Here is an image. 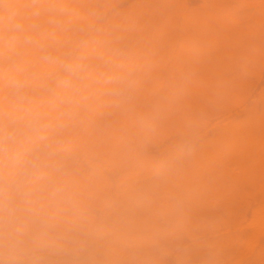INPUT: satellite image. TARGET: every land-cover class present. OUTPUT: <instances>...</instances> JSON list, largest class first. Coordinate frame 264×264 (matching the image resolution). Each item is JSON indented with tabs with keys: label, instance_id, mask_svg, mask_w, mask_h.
Returning a JSON list of instances; mask_svg holds the SVG:
<instances>
[{
	"label": "rangeland",
	"instance_id": "obj_1",
	"mask_svg": "<svg viewBox=\"0 0 264 264\" xmlns=\"http://www.w3.org/2000/svg\"><path fill=\"white\" fill-rule=\"evenodd\" d=\"M0 1H2V0H0ZM96 0H94L93 1V4H92V7H93V10H92V12H97V10H98V12H97V14H98V23L99 24H107V23H109V21H110V19H111V17L114 15V14H116V13H119V12H121V11H126V10H128V8H130V10H136V8L137 7H139V4L141 5V3H142V0H126V1H124V0H109L110 1V5H112V4H116L115 6H113V9H112V6H110V9L108 10V11H106V10H104L105 11V13L107 12V13H109V14H105V15H107V16H105L104 18H103V16H104V11L102 10V8H104V3H106V0H105V2H104V0H97L96 2H95ZM114 1V2H113ZM120 1H121V3H120ZM123 1V2H122ZM157 1V4L155 3ZM213 1H216L217 2V0H152V2L151 3H153V4H151V3H149L148 2V0L146 1V0H144L143 1V3H142V6H140L139 8H141L140 10L142 11V7H151V6H153L152 8H151V10H154L155 12H157V13H159V14H157L156 13V15H155V12L154 13H152L153 14V19H154V17L155 18H157L158 17V19L157 20H159V21H157L156 19H154V21H155V25H154V27H155V30L158 28H160L161 27V25L163 26H167V25H169L168 23H170V25L174 28H172L171 30H170V27L169 26H167V27H169V29L168 28H164V30H163V28L161 27V32H160V34H159V36L161 35V41H162V38H163V40L165 41V39H166V43L164 42V41H162L163 43H162V45H161V43H159V44H157V42L156 43H154V41H155V39L156 40H158L159 39V37H158V34L156 35V36H154L155 34H153L154 32H150V38H149V41H146L147 43H144V45H143V48H144V50H141L142 52L140 53V55L138 54L137 55V57L135 58V60H136V63L137 62H139L140 64L142 63V62H144V61H146V59L148 58V61L147 62H144L143 63V65H144V67H141V68H144L143 70H141L140 69V65H135L136 63H134L133 65H135L133 68H132V71H130L131 72V74H129V72L126 70V69H130L133 65H131V66H126V69H125V74H123V75H119L117 72L116 73H113V70H111V71H108V76H105V74L103 75V73H101V71H99L97 68H96V66H94V67H90V68H88L89 69V75H88V79L85 81V83L86 82H88V83H86V86H85V91L84 92H82V93H84V94H82V93H78V94H75V95H73V97H71L72 95H67V94H61V95H59V97H58V95H56V94H54V91L53 90H55V88H56V85H55V77H56V75H57V73H59V71H58V67L60 66L59 64H61V63H64V62H69L70 61V54L72 53L71 52V50H70V46L69 47H67V45L69 44L68 43V41H70V40H67V39H65L64 40V36H67L66 34H68V32H66V34H64L63 33V31L64 30H66V31H68V30H74V28L75 29H77L78 28V26L80 25L79 23H80V21H75V20H71V22L70 21H64V22H68L67 23V26H69V27H67L66 25H64L63 26V24H66V23H64L63 21L62 22H60V23H57L59 26H58V28H61L62 29V26H63V29L64 30H62V32L61 33H59V34H62V35H56L55 37H56V40L57 41H59V42H57V41H55V39L53 40V45L51 44V50H49L51 53H52V51L53 50H55V51H53V54H51L50 52H48V55H49V57L52 59V58H54V59H52L53 60V66H54V68L52 67V66H50V68L49 69H51L50 71H48L47 72V70H49V69H47L46 71H45V68H44V66L42 65V57H44V56H42L43 54H42V52H40V54H39V51L38 52H34L33 53V51H31V48H30V53L32 54V55H30V53L27 51V49L25 48V45L23 44V42H22V40L19 38V37H17V36H15V35H12L11 33H7L6 35H5V33L6 32H3V33H1L0 32V37H1V39H0V89H2V90H7V92L9 93V96L12 98V96L14 97V96H17L16 98H14V100H16V101H18L19 103H20V101L22 102H24L25 100H31L32 98H35L34 100L32 99L31 101H26V104H29V106L28 107H30V108H32V107H34V110H32L31 111V109H30V111H31V113L32 114H34L35 113V115H38L39 117H40V119L43 121V122H45V121H47L46 123L49 125V128L53 131L52 133H51V131H50V129H49V135H48V142H46V143H48V144H53L54 142H56V137H57V133H55V132H58V134H60V135H58V139L60 140H58L57 139V141L59 142H56V143H54L52 146L53 147H51L50 145V147H49V149H48V152H47V154L51 157V159L49 160V162L48 163H46L43 167H42V172H43V175L41 176V175H39V174H37V175H25L24 174V172L22 171V168L20 167H15L16 166V164L17 163H14L13 161H15L16 160V162H18L19 160H20V155H19V153H20V149L18 148V146H17V143H16V139H15V135H16V129H17V127H18V125H19V122H20V115H18V111H14V113H12L11 111H9V113H10V117H9V115H8V113H7V118H9V119H7L6 118V112L4 111V115H3V117L1 118L0 117V127H2V128H0L1 130H0V139L2 140V146H1V141H0V146L2 147V149H1V147H0V157L1 156H4V157H2V158H0V264H113L114 262H117L116 264H198V263H196V261L197 260H199V261H197V262H199V264L201 263V264H210V263H207L208 261H209V258H211L210 260L211 261H209V262H211V264H219V262H221L220 264H257V263H259V262H257L258 260H260V258H261V260H260V263L259 264H264V248L262 247V249H260L261 248V244L264 242V186H263V184H264V170H262V171H260V169H262L263 168V166H262V164L260 163L261 161V157L259 158V157H257L256 159H254V160H256V161H254V163L252 164L251 162H250V160H252V156H251V153H254V154H252V155H257L258 156V153H257V150H256V142L254 141L256 138L255 137H252V138H254V139H252L251 137H250V135H246V138H247V140H246V138L244 139V138H241L240 140H242V142H243V139H244V141H246V142H248L250 139H251V142L249 143L250 144V146L252 147L251 149H248V148H250L249 147V144L248 143H246L247 145H245V142H243V146H240L241 144H240V140H239V144L240 145H238V142H236V144L234 145V147L233 146H230V147H232V148H230L229 147V145H227V146H224V147H222V150H221V148L219 149V150H217V151H215V152H212L211 154H207L208 155V159L206 158V156H204L206 153H202V143L206 140V139H209V138H211V137H213L214 135H208V134H211V133H213L212 131L210 132H208V134H206V132L209 130V128L211 127V130H212V126H213V128H215L214 126H218V124L220 123H227V122H230L229 124H233L234 122H237V121H239L240 119H242L244 116H246L247 114H248V112L249 111H247V112H244V115H243V111H214L213 112V107H214V102H213V100H211L212 98H215L216 96L215 95H217V93H215L216 92V90L215 89H213V88H209V87H207V93L206 94H203V97H205L206 95L207 96H209V97H211V95H213L214 97H211L210 98V100H209V97H205V100L206 99H208V101L206 102L205 100L203 101V97L200 95H198L196 98H198V99H200V101H199V105L198 106H196L198 103L196 102V104L195 103H193V104H195L194 106H196L197 108H199V106H200V108H203L204 107V109L206 110L207 108H208V111L210 112L211 110V112L210 113H208L207 112V114H206V112H202L203 113V115H202V113H201V111L199 112H197V111H195V113H192V114H196L195 116H196V118H194L195 116H193L192 114L190 115V113L192 112V111H178V109H176V108H178L177 107V105L178 104H182L183 102H185L186 103V101H188V103H191L189 100H186V99H188V97H189V95H188V97L185 95V96H183V94L181 95V93H179V97H178V95H177V93H178V91H181V90H177V89H180V87H181V89L182 90H185L186 89V85H184L183 84V86H182V81H183V79H186V78H188L189 76H190V70H189V68L188 67H184V65H182V64H180L179 63V65H178V62H177V60H176V58H175V54H174V51H173V49L174 50H180L179 49V45L177 44L178 43V38H176L177 36H180V35H183V30L182 29H180V26H177L176 24H177V22H180L181 20H180V15H178V13H180V12H178V11H180L179 10V8L181 9V12H185V11H187V10H195V9H198V10H195V11H199V12H203L204 10H208V11H210V9H211V7H216V6H218V4L217 3H214L213 4ZM136 2V3H135ZM137 2H138V4H137ZM191 2V3H190ZM212 2V3H211ZM218 2L220 3L219 4V6H222V7H225V6H228L229 5V2H228V0H218ZM94 3H96V4H94ZM127 3V5H125ZM129 3V4H128ZM151 4V5H143V4ZM163 3H164V6H163ZM207 4V5H206ZM96 5V6H95ZM125 5V6H124ZM131 5V6H130ZM135 5V6H134ZM159 5H161V7H162V11L164 12V13H166V14H164L163 15V13H160L161 12V10H159V9H161V7L159 6ZM214 5V6H213ZM94 6H95V8H94ZM100 6H101V8H100ZM135 7V9H134V7ZM155 6V7H154ZM206 6V7H205ZM121 7V8H120ZM123 7V8H122ZM158 7H160V8H158ZM119 8V9H118ZM127 8V9H126ZM155 8H157V9H155ZM172 8H173V10H174V12H176L175 14L173 13V10H172ZM0 9H1V7H0ZM102 10V12H100V14H99V11H101ZM169 9H171L170 11L171 12H169ZM177 9V10H176ZM182 9H183V11H182ZM113 10V11H112ZM138 8H137V11H140ZM157 10V11H156ZM159 10V11H158ZM208 11H206V12H208ZM168 12V13H167ZM101 13H102V15H101ZM160 17H159V16ZM175 15V16H174ZM166 16V18L164 19V17ZM103 19H102V18ZM171 17H175L173 20L171 19ZM167 18L169 19V20H172V21H170L169 22V20H168V22L167 21H164V20H167ZM106 19V20H105ZM75 21V22H74ZM72 22H73V24H72ZM122 22H126V19H124V20H122L121 21V25L119 24V25H117V27H118V29H117V31H116V26L113 28L114 29V32H118V34H114V35H111L112 33H114V32H112V30L113 29H110L111 27H113V24L112 23H110V26H108V28H109V30H110V36H111V40L110 41H108V40H106V41H108V43H106V41H105V46H106V54L107 55H109V52L111 53V55H114L115 53L116 54H118L119 52H120V50L121 49H126V48H128V46L132 43V41H134V39H140L141 38V33L139 32V30L137 29L136 30V27H137V25H139L137 22H126L125 24H122ZM163 22V23H162ZM164 22H166L165 24H164ZM171 22H176V26L175 25H173L174 23H172L171 24ZM160 23H162V24H160ZM245 23H246V21H243V25L245 26ZM76 24V25H75ZM130 24V25H129ZM132 24H133V26H132ZM74 25V26H73ZM131 26L132 28H130L129 26ZM73 26V27H72ZM140 26V25H139ZM175 26V27H174ZM66 29H65V28ZM60 29V30H61ZM126 29V30H125ZM135 29V30H134ZM120 30L122 31V32H120ZM166 30H168V31H166ZM132 31H134V32H132ZM137 31V32H136ZM58 32H60L59 31V29H58ZM167 32V33H166ZM173 32V33H172ZM177 32V34H175ZM134 34L133 36L131 35V34ZM72 34H73V32H72ZM121 34L123 35L122 36V38H121ZM139 34V35H138ZM69 35H71V31H69ZM138 35V36H137ZM170 35V36H169ZM35 35H31L30 36V38H33ZM72 36V35H71ZM70 36V37H71ZM176 36V37H175ZM59 37H61V38H59ZM115 37H117V38H115ZM158 37V38H157ZM68 39H69V37H67ZM116 40H115V39ZM120 38H121V40H120ZM130 38H131V40H130ZM153 38V39H152ZM177 40H176V39ZM60 39V40H59ZM112 39H114V41L112 40ZM124 40V42H126V41H128L127 43H126V45H125V43H123L122 41ZM126 39H128V40H126ZM167 39H169L170 40V42H171V45L172 46H170L169 44V42H168V44H167V41H169V40H167ZM175 39V40H174ZM120 42H122L123 44H124V47H122L121 45H123L122 43L120 44V46L121 47H119V41ZM153 40V42H151ZM54 42H56V43H54ZM115 42V43H114ZM130 42V43H129ZM173 42V43H172ZM60 43V44H59ZM118 43V44H117ZM129 43V44H128ZM148 43H151V44H153V45H151V44H148ZM165 43V44H164ZM116 44H117V46H116ZM128 44V45H127ZM163 44L166 46H163ZM113 45L115 46L114 48H113ZM57 46V47H56ZM145 46H146V49H145ZM148 46V47H147ZM159 46H161V49H160V47ZM61 47V48H60ZM109 47H110V51H109ZM152 47V48H151ZM167 47H173L171 50V53L170 54H168V53H166L168 50L167 49H169V48H167ZM116 48H118L117 50H116ZM142 48V47H141ZM142 48V49H143ZM149 48H150V50H149ZM58 49V50H57ZM108 49V50H107ZM154 49V50H153ZM159 49V50H158ZM61 50V51H60ZM111 50H113V51H111ZM114 50H116V51H114ZM167 50V51H166ZM58 51V52H57ZM63 51V52H62ZM146 53H145V52ZM149 51V53L147 54V52ZM3 52V53H2ZM55 52V53H54ZM108 52V53H107ZM113 52V53H112ZM163 53H166L167 55H169V56H166L165 54H163ZM36 54V55H35ZM39 54V55H38ZM42 54V55H41ZM75 54V53H74ZM74 54H71V56L72 55H74ZM153 54H155L154 56L157 58V59H155V57L153 56ZM163 54V55H162ZM61 56V58H60V56ZM63 55V56H62ZM146 55V56H145ZM158 55V56H157ZM171 55V56H170ZM41 56V57H40ZM53 56V57H52ZM55 56V57H54ZM59 56V57H58ZM141 56H142V58H141ZM162 56H163V59H165V60H160V58H162ZM166 56V57H165ZM26 57V58H25ZM40 57V58H39ZM65 57V58H64ZM70 57V58H69ZM25 58V59H24ZM28 58V59H27ZM58 58H60V59H62V61L61 60H59ZM67 58H69V59H67ZM173 59V60H171V59ZM175 58V59H174ZM57 59V60H56ZM137 59L139 60V59H141V60H139V61H137ZM39 60V61H38ZM144 60V61H143ZM152 60V61H151ZM156 60H158V61H156ZM168 60H169V63H168ZM171 60V61H170ZM18 61H19V63H18ZM31 61V62H30ZM54 61H56V62H54ZM140 61H142V62H140ZM153 61H156L157 63H153ZM162 61V62H161ZM175 62H177L176 64H175ZM32 63H34V64H32ZM150 63V64H149ZM161 63V69L159 68V67H157L156 66V64H160ZM166 63V64H165ZM31 64V65H30ZM149 64V65H148ZM152 64H153V66H152ZM169 64V65H168ZM58 65V67H56V66ZM142 64H141V66H143ZM151 65V66H150ZM168 65V66H167ZM180 66V67H184L185 68V72H187L188 70H189V72H187V73H185L184 71H182L184 68H182V70H181V68L180 67H174V68H172L173 66ZM35 66V67H34ZM147 66H149L150 68L151 67H153V69L151 68H147ZM128 67V68H127ZM130 67V68H129ZM156 67V68H155ZM56 68V69H55ZM157 68H159V69H157ZM172 69V70H169V69ZM109 69V68H108ZM133 69H136V71L134 70L133 71ZM137 69H140V71L139 70H137ZM176 69H178V70H181V72L180 71H176ZM36 70H37V72H36ZM40 70V71H39ZM96 70H97V72H96ZM147 72H145V71ZM154 72H153V71ZM156 70V71H155ZM163 70V71H162ZM45 71V72H44ZM52 71H54V72H52ZM98 71L100 72V73H98ZM126 71L128 72L127 74H126ZM137 71H139V73H137L136 74V72ZM141 71H144V74L146 75H144ZM163 73H162V72ZM172 71H173V73H172ZM17 74H16V73ZM47 72V73H46ZM135 72V75L133 76L132 74ZM140 72H141V74H140ZM151 72H152V74H151ZM154 73H155V75H154ZM157 73H159V74H161V77H160V75H158ZM56 74V75H55ZM101 76H100V75ZM117 74V75H116ZM139 74V75H138ZM166 74V75H165ZM178 74V75H177ZM182 74H186L185 76H186V78H184V75H182ZM30 75H32V76H30ZM38 75V76H37ZM42 75V76H41ZM125 75V76H124ZM130 77H129V76ZM131 75H132V77H131ZM173 75V76H172ZM175 75H177L176 77H175ZM26 76V77H25ZM44 76V77H43ZM90 76V77H89ZM129 77L128 79H129V81L127 80V78L125 79V77ZM138 76V77H137ZM154 76V77H153ZM166 76V77H165ZM173 77V79H170L172 82H170V80H169V78L170 77ZM183 76V77H182ZM35 77H37V78H35ZM92 77V78H91ZM102 77H106V78H103L102 79ZM146 77H147V79H148V81L146 80ZM161 78V80L163 79L162 77H164V80H162V81H160V78ZM34 78V79H33ZM98 78H99V80H98ZM157 79V80H153V79ZM165 78H168V80L166 79L165 80ZM178 79V80H176V79ZM32 79V80H31ZM37 81H36V80ZM40 81H39V80ZM42 79V80H41ZM93 79V80H92ZM122 79V80H121ZM22 80V81H21ZM95 80H97V82L95 81ZM117 81V80H120V81H122L125 85H126V88H125V91H124V93L120 96V97H116V96H114L113 94H112V82H114V81ZM127 82H126V81ZM134 80V81H133ZM175 82H174V81ZM6 83H5V82ZM27 81L29 82V83H27ZM101 81V82H100ZM132 81V82H131ZM135 81H137L136 83H135ZM153 81V82H152ZM167 81V82H166ZM264 81V77L262 78V80L261 81H259V82H256V84H255V86L252 88V93L251 94H255L254 96H256V95H258V93H256V91L257 92H259L262 88H263V85L264 84H262L261 82H263ZM35 84H34V83ZM45 82H46V84H45ZM129 82V83H128ZM139 82V83H138ZM156 82H157V84H156ZM171 84V85H173V84H175V85H177V86H174L173 88H171L172 86L169 84V83ZM174 82V83H173ZM177 82V83H176ZM181 82V83H180ZM4 83V84H3ZM33 83V84H32ZM42 83H43V85H42ZM132 83V84H131ZM153 83V84H152ZM184 83V82H183ZM264 83V82H263ZM40 84V85H39ZM50 84H52V85H50ZM97 84V85H96ZM143 85V87H142V85ZM147 84H148V86H147ZM158 84H160L161 86H163V87H166L168 90H164V89H166V88H163V87H161L160 86V88L158 89ZM180 85V87H179V85ZM258 84V85H257ZM35 85V86H34ZM37 85H39L38 87H37ZM94 85H96V88H94L95 86ZM136 85V86H135ZM146 85V86H145ZM151 85V86H150ZM154 85H157V87L156 86H154ZM18 87V89L20 88V90H18L16 87ZM41 86V87H40ZM109 86V87H108ZM134 86H135V89H134ZM140 86H141V88L143 89V90H145V92L140 88ZM153 86V88L155 89V88H157L158 89V91L155 89H151L150 90V88ZM259 86V87H258ZM11 87H13V89H11ZM32 87H34V89L32 88ZM39 87H40V89H39ZM46 87V88H45ZM51 87H52V91H51ZM93 88V89H91V88ZM137 87V88H136ZM31 88H32V90H31ZM133 90H132V89ZM161 88L163 89V90H161ZM174 88H177V89H175L174 90ZM183 88H185V89H183ZM38 89V90H37ZM92 91H91V90ZM94 89H96V90H94ZM127 89V90H126ZM131 89V91H133V92H135L136 91V89H137V91H136V94L135 93H131L130 94V90ZM141 89V90H140ZM148 89V90H147ZM210 89H213V91H215V92H213V91H210ZM10 90H13V91H10ZM36 92H35V91ZM111 90V91H110ZM135 90V91H134ZM141 92V93H139V91ZM147 90V91H146ZM256 90V91H255ZM17 91L19 92V93H17ZM20 91H22L21 93H20ZM24 91H26V93L24 92ZM31 92V94H30V92ZM34 91V92H33ZM45 91H47V92H45ZM89 91H91V93L93 94H91V93H89ZM149 91H151V93L149 92ZM166 91H169V95H170V97H172V95L175 93V95L177 96H175L177 99H175V100H177V102H180V103H177V102H175L174 100L173 101H171V99H168L167 97L169 96H165L164 97V93H166ZM210 91V92H209ZM226 91V95H227V91H229V90H225ZM11 92V93H10ZM14 92V94L16 93V95H14V94H12ZM37 92H39V93H37ZM46 93V94H48V97H46L47 95L46 94H44L43 95V93ZM86 92V93H85ZM153 92L155 93V94H153ZM157 92V93H156ZM177 92V93H176ZM182 92V91H181ZM25 93V94H24ZM30 95H29V94ZM34 93H35V95L36 96H34ZM40 93H42V94H40ZM89 93V94H88ZM103 93V94H102ZM160 93V94H159ZM19 94H20V96H19ZM33 94V95H32ZM53 94V95H52ZM80 94V95H79ZM86 94V95H85ZM137 94H138V97L140 98L141 97V100H143V103H142V101L139 99V98H137ZM150 94H152V96L150 95ZM215 94V95H214ZM22 95H24V98H25V100H21L20 99V97L22 98V99H24L23 98V96ZM38 95V96H37ZM42 95V96H41ZM85 95V96H84ZM89 97H88V96ZM154 95V96H153ZM161 95V96H160ZM162 95H163V97H162ZM19 96V97H18ZM28 96V97H27ZM50 96V97H49ZM90 96L92 97V98H90ZM95 96V97H94ZM110 96V97H109ZM132 96V97H131ZM144 96H145V98H144ZM149 96H151L150 98L151 99H148L149 98ZM158 96L160 97V98H158ZM174 96V95H173ZM181 96H183V100L181 99L182 97ZM227 96H230V94L229 95H227ZM26 97H27V99H26ZM71 97V98H70ZM96 97H97V99H96ZM156 97V98H155ZM175 97H173V98H175ZM186 97V98H185ZM202 97V98H201ZM257 97V96H256ZM42 98V99H41ZM46 98V99H45ZM49 100H51L50 102H51V105L52 106H50V102H48V99ZM53 98H54V100H53ZM56 98V99H55ZM142 98H144V99H142ZM161 98H163V99H165L166 101L168 100V102H166L165 104H164V106H166V105H168V107H166V108H172V111H169V112H165V111H158L159 113H157L156 114V112L157 111H148L150 108H151V106L152 107H154L155 106V104H157V103H159V100H161ZM172 98V99H173ZM179 98V99H178ZM258 98H259V96H258ZM258 98H256L257 99V101L259 102V103H261V100H259ZM19 99V100H18ZM38 101H37V100ZM95 99V100H94ZM133 99V102L131 101ZM138 99L140 100V102H141V105H145L144 103L146 102V100H147V105L149 104V106H147V105H145L144 106V108L143 107H141V105H140V103H138L137 101H138ZM156 99L158 100V102L156 101ZM197 99V100H198ZM40 100V101H39ZM66 100V101H65ZM76 100H78V101H76ZM62 101V102H61ZM104 101V102H103ZM122 101V102H121ZM148 101H149V103H148ZM157 103H156V102ZM171 101V102H170ZM210 101V102H209ZM42 102V103H41ZM56 102V103H55ZM105 102H106V104H105ZM137 103V104H135V106L133 107V103ZM152 102V103H151ZM170 102V104H167V103H169ZM173 102V103H172ZM200 102H201V104H200ZM213 102V103H212ZM31 103V104H30ZM48 103V104H47ZM62 103V104H61ZM177 103V104H176ZM188 103H187V105H188ZM87 104H89V105H87ZM104 106H102V105ZM152 104V105H151ZM176 104V105H175ZM22 105V104H21ZM41 105H42V107H41ZM46 105V106H45ZM106 105V106H105ZM127 105H129V106H127ZM130 105H132V106H130ZM140 105V106H139ZM151 105V106H150ZM49 106V107H48ZM73 106H77V107H74L73 108ZM94 106V108H95V106H96V110H94V108H92ZM45 107V108H44ZM47 107V108H46ZM51 107V108H50ZM82 107H84V108H82ZM86 107H87V109H86ZM135 107H141V108H139V109H136ZM146 107V108H145ZM92 108V110H94V112L92 111V110H90ZM108 108V109H107ZM116 108H118V109H116ZM125 108V109H124ZM133 108H135V109H133ZM143 108V109H142ZM199 108V109H200ZM33 109V108H32ZM74 111H73V110ZM78 109V110H77ZM111 109H113V110H111ZM129 109V110H128ZM133 109V110H132ZM142 111H141V110ZM198 109V110H199ZM203 109V110H204ZM29 110V109H28ZM46 110H47V113H46ZM76 110H77V112H76ZM85 111L86 112V114H85V112H80V111ZM108 110H110V111H108ZM140 110V111H139ZM145 112H144V111ZM177 110V111H176ZM201 110V109H200ZM45 111V112H44ZM71 113H70V112ZM78 111H79V114H78ZM91 111V112H90ZM101 111V112H100ZM107 113H106V112ZM140 113H139V112ZM207 111V110H206ZM24 112V111H23ZM73 112V113H72ZM75 112L77 113V114H75ZM92 112L94 113L93 115H92ZM97 112H98V114H97ZM144 112V113H143ZM148 112V113H147ZM152 112V113H151ZM165 113V115H163V114H161V113ZM223 112V113H222ZM60 115H59V114ZM62 113V114H61ZM66 115H65V114ZM70 114V117H69V115H67V114ZM81 113V114H80ZM102 113H104V114H102ZM106 113V114H105ZM111 115V116H109V114ZM114 113L116 114V115H114ZM139 113V114H138ZM150 113V115H153V116H151V118H149L150 117V115H148ZM156 115H155V114ZM181 113V114H180ZM189 113V114H188ZM205 113V114H204ZM216 113V115H214V114ZM56 115V116H54V115ZM113 114V115H112ZM133 114V115H132ZM144 117V120H141L140 121V119H143L142 117H141V115ZM147 114V116H145ZM161 114V115H160ZM181 116H180V115ZM199 114V115H198ZM213 114V115H212ZM223 114V115H222ZM234 114H236V115H234ZM21 115H23V113L21 114ZM51 116V115H53V116H51V118H49V116ZM63 117H62V116ZM72 115H73V117H72ZM84 115V116H83ZM87 115V116H86ZM107 117H106V116ZM135 115V116H134ZM140 115V116H139ZM158 115V116H157ZM167 115V116H166ZM200 115H202V116H200ZM210 115V116H209ZM213 117H212V116ZM220 115V117L218 118L217 116H219ZM226 115V116H225ZM229 115V116H228ZM18 116H19V118H18ZM58 116H60V117H58ZM97 116H98V118H97ZM120 116V117H119ZM129 116V117H128ZM169 116V117H168ZM199 116V117H198ZM207 116V117H206ZM221 116L223 117V118H225L223 121H221ZM234 116H236L235 118H234ZM241 116H243V117H241ZM12 117V118H11ZM14 117V118H13ZM55 119H54V118ZM66 117V118H65ZM83 117H84V119H83ZM96 117V118H95ZM115 119H114V118ZM118 117V118H117ZM121 117H122V119H124V120H121ZM135 117H137L136 118V120H134L135 119ZM139 117H141V118H139ZM149 119H148V118ZM174 117H176V118H174ZM182 117H183V119H182ZM206 117V118H205ZM212 117V118H211ZM238 117V118H237ZM240 117V118H239ZM52 118H53V120H52ZM59 118V119H58ZM61 118V119H60ZM63 118V119H62ZM73 118V119H72ZM85 118H87L86 120H85ZM101 118V119H100ZM102 118H103V120H105V123H106V121H108L106 124L107 125H105V123H104V121H102ZM128 120H127V119ZM129 118H130V120H131V122L132 123H130V121H129ZM132 118V119H131ZM168 118H171V119H168ZM192 118H194V121L198 118V120L200 121V122H202L203 124H204V121H202L203 119H208V120H210L209 122L211 123H209V125L207 126V120L205 121L206 122V124H201L200 125V122H198V123H196V121L194 122V124H192L193 122V119ZM199 118H201V120L199 119ZM221 118V119H220ZM50 119V121H48ZM72 119V120H71ZM75 119V120H74ZM83 119V120H82ZM98 119H100V120H98ZM115 120V122L113 121L112 123H111V120ZM126 119V120H125ZM154 119V120H153ZM159 119V120H158ZM161 119V120H160ZM165 119V120H164ZM188 121H186V120ZM219 119H220V121L221 122H219ZM8 122H7V121ZM10 120L12 121V125H11V123H10ZM65 120H67V122L65 121ZM76 120H80L79 121V123L81 124V123H84V124H81V125H79V127H78V125H77V121ZM84 120H85V122H84ZM120 122H119V121ZM158 120V121H157ZM167 120V121H166ZM172 120H174V121H172ZM175 120H176V122H175ZM212 120H214L213 122H212ZM61 121V122H60ZM76 121V122H75ZM83 121V122H82ZM102 121V122H101ZM127 121H128V123H127ZM136 122V124H135V122ZM139 123H138V122ZM150 123H149V122ZM151 121H152V123H151ZM164 121V122H163ZM179 121V122H178ZM189 121H191V122H189ZM58 122H59V124H58ZM64 122V123H63ZM65 122H66V124H67V127H68V125H69V127H70V125H71V128L69 129V128H67L66 127V124H65ZM100 122V124L102 123V124H104V125H101V126H98V125H100V124H98ZM145 122V123H144ZM146 122H148L149 124H147ZM153 122H155V124L153 123ZM167 122H169V123H167ZM172 122H174L176 125H180V126H172V125H174V123H172ZM217 122H219V123H217ZM74 125V123H75V125L73 126L72 124ZM90 123H93V124H90ZM120 124V125H118L117 126V124ZM125 123H127V124H125ZM138 123V124H137ZM160 123V124H159ZM180 123V124H179ZM188 123H190L189 125H188ZM63 124V125H62ZM65 124V125H64ZM88 124H89V126H88ZM96 124V125H95ZM113 124H114V126H113ZM115 124H116V126H115ZM122 124L126 127H122ZM130 124V125H129ZM153 124V125H152ZM163 126H162V125ZM170 126H169V125ZM200 125L203 129H200L201 127H198V126H196V125ZM219 124V125H220ZM62 125V126H61ZM83 125H84V127H83ZM95 125V126H94ZM136 125V126H135ZM140 125V126H139ZM141 125H142V128H141ZM151 125H152V127H151ZM158 125V126H157ZM168 126V127H164V126ZM182 125V126H181ZM191 125L193 126V127H191ZM58 126H60V127H58ZM65 126V127H64ZM76 126L78 127L77 129H76ZM91 126V127H90ZM103 126H105L106 128L105 129H103L104 127ZM111 126V127H110ZM130 126H132V127H130ZM189 126H190V128H189ZM90 128V130H89V128ZM101 127V128H100ZM103 127V128H102ZM113 127H116V128H113ZM118 127H122V129L123 130H121L120 128H118ZM134 127V128H133ZM141 128V130L139 129V128ZM159 127H161V128H159ZM164 127V128H163ZM177 128L178 130H177V132H173V130L172 129H174V128ZM184 127H185V130H184ZM197 128L196 130L194 129V128ZM15 128V129H14ZM54 128V129H53ZM61 128V129H60ZM62 128H63V131H62ZM88 128V129H87ZM96 128H98V129H96ZM112 128H113V130H112ZM128 128H130V130L133 132L134 131V133H130V130L128 129ZM58 129V130H57ZM60 129V130H59ZM64 129H65V131H64ZM68 130V132H67V130ZM91 129H93V130H91ZM95 129V130H94ZM100 129H103V130H101V132H100ZM108 129V130H107ZM110 129V130H109ZM125 129H126V131H125ZM133 129V130H132ZM135 129L137 130V132H135ZM144 129V130H143ZM169 129H170V131H169ZM182 129L184 130V136L186 135V132H187V134L189 135V134H193V133H197V134H193L192 136L193 137H189L188 135H186L187 136V138L186 137H184L183 135H180L179 133H181L182 134V132H180L179 130H181L182 131ZM193 129V130H192ZM200 129V130H199ZM3 130V131H2ZM72 130H73V132H72ZM105 130V131H104ZM117 130L119 131V132H117ZM158 132H157V131ZM164 130H166L165 132H164ZM171 130H172V132L174 133H171ZM187 130V131H186ZM195 130V131H194ZM5 131V132H4ZM10 131V132H9ZM70 131H71V134H70ZM76 131H78V132H76ZM113 131H116V133L114 134V132ZM122 133H121V132ZM123 131H125V132H123ZM138 131H140V133L138 132ZM145 131V132H144ZM150 131H152L151 133H149ZM186 131V132H185ZM188 131H189V133H188ZM199 131V132H198ZM201 131V132H200ZM214 131V133H216V129H214L213 130ZM62 132H64V133H62ZM95 132H97V133H95ZM106 133V134H103V133ZM160 132H164L163 134L162 133H160ZM169 132V133H168ZM70 135L69 136V138L71 137V136H73L74 137V139L72 138V140H71V138L70 139H68L67 137H68V135ZM78 133V134H77ZM100 133V134H99ZM118 133H119V136H118ZM135 133H137V134H135ZM142 133H146V135H144V134H142ZM203 133H205L206 135L204 136V135H201V134H203ZM76 134H77V136L79 135V137H77L76 136ZM97 134V135H96ZM108 134V136H106ZM123 134V135H122ZM125 134V135H124ZM135 138L134 140H133V137L131 136V135ZM141 134H142V136H141ZM155 134V136H153V135ZM157 134H159V136L157 135ZM163 136H162V135ZM170 134V135H169ZM180 135V136H176V135ZM199 134H200V136H199ZM82 135V136H81ZM102 135V137H100ZM110 135V136H109ZM112 135V136H111ZM117 135V136H116ZM130 136V137H128V136ZM152 135V136H151ZM164 135H166V136H164ZM194 135L196 136V137H194ZM199 136V139H198V142H197V140L196 141H194V142H197L198 143V145H197V143H195L194 144V142L192 143L191 141H189V142H191L190 144H185L186 142H184V141H186V140H193V139H191V138H194V139H197V137ZM207 135L209 136V137H207ZM13 136V137H12ZM52 136H54V137H52ZM61 136V138H59ZM62 136H63V138H62ZM76 136V137H75ZM106 136V137H105ZM115 136V137H114ZM122 137V139H119V138H121ZM136 136H137V138H136ZM143 136H145V137H143ZM152 138H151V137ZM168 136H169V138H168ZM211 136V137H210ZM7 137V138H6ZM117 137H119V138H117ZM123 137L124 138H126V139H123ZM250 137V138H249ZM13 138V139H12ZM79 138V139H78ZM81 138V139H80ZM138 138L140 139V142H139V140H138ZM158 138H162V141L161 140H157ZM167 138V141H170V143L168 144V143H166L167 141L165 140V139ZM202 140H201V139ZM249 138V139H248ZM10 139V140H9ZM76 139H78V140H76ZM105 139V140H104ZM129 139V140H128ZM136 139H137V141H136ZM143 139V140H142ZM147 139V141H145V140ZM156 139V140H155ZM163 139H164V141H163ZM169 139V140H168ZM183 139H185V140H182ZM6 140H7V142H6ZM55 140V141H54ZM67 140V141H66ZM79 140H81V141H79ZM119 140H121V141H119ZM123 140H125V141H123ZM141 140L143 141V142H141ZM201 140V144L199 143V141ZM62 141V142H61ZM69 141H72L73 143H74V149H73V144L71 145V142H69ZM78 141V142H77ZM91 141L93 142V143H91ZM106 143H105V142ZM110 141L112 142V143H110ZM136 141V142H135ZM149 141V142H148ZM151 141H158L159 142V145H160V143H161V145H162V142H165L164 143V145L166 146V145H170L169 147L171 148L172 146L171 145H173V147L172 148H174V149H169V150H167L169 147L167 146V148H166V151L165 152H167V153H163V152H161L160 151V149L159 148H161V147H159V145H156L157 143H154V145H152V143H151ZM203 141V142H202ZM254 141V142H253ZM68 142V143H67ZM87 144H86V143ZM102 142V143H101ZM119 142V143H118ZM127 142V143H126ZM145 142V143H144ZM172 142H173V144H172ZM182 142V143H181ZM188 142V141H187ZM241 142V143H242ZM253 142V143H252ZM8 143V144H7ZM60 143H61V147H60V149H59V146H60ZM64 143V144H63ZM83 143V144H82ZM107 143H108V145H107ZM110 143V144H109ZM120 143H122V144H120ZM125 143V144H124ZM135 143V144H134ZM140 143V144H139ZM175 143H176V145L177 144H179V145H181V146H176L175 145ZM184 143V145H182ZM56 144H57V146H56ZM69 144V145H68ZM76 144L78 145V144H80V148H79V145L78 146H76ZM112 144H113V146H112ZM146 144H147V148H145V146H146ZM10 145V146H9ZM67 145V146H66ZM84 145L86 146V147H88V149H89V151H88V149H85L84 148ZM105 145L107 146V147H105ZM115 145H117V146H115ZM119 145V146H118ZM121 145H122V148H123V151H125V152H123L122 151V148H121ZM125 145V146H124ZM160 145V146H161ZM194 145V146H193ZM8 146H9V150H8ZM94 147V149H93V147ZM109 146H110V148H109ZM151 146H152V148H151ZM156 148H155V147ZM163 146V145H162ZM186 146V147H185ZM195 146H196V148H195ZM201 146V147H200ZM237 146V147H236ZM244 148L245 149V152H243L244 151V149H243V153L245 154V153H247L248 152V150H249V152L247 153V155H244L242 152H240V150H241V148ZM248 146V147H247ZM12 147V148H11ZM82 147V148H81ZM100 147V148H99ZM141 147H143L142 149H141V151H140V148ZM176 147V148H175ZM194 148V150L192 151V148ZM197 147H198V149L200 150L201 149V153L199 152V151H197ZM247 147V148H246ZM255 147V148H254ZM16 148V149H15ZM92 148V149H91ZM101 148H105V150H102ZM116 150H115V149ZM125 148H126V150H125ZM136 148H138V149H136ZM158 148V149H157ZM186 148H188V150H189V152H187L186 151ZM190 148V149H189ZM237 148V150L235 151L234 149H236ZM239 148H240V150H239ZM56 149V150H55ZM62 149V150H61ZM107 149H110V150H112L113 149V151L112 152H119L118 154H116L115 153V155L113 154V156L111 157V155L110 154H112V152L110 153V150H109V153H106V152H108V150ZM118 149V150H117ZM163 149L164 148H162V151H163ZM179 149H181L182 151H183V155L184 156H186L185 155V153L186 154H192L191 156L192 157H190V162H188V163H186V164H182L181 163V159L180 158H178L175 154H174V152L175 151H177V150H179ZM227 151H226V150ZM232 149L234 150V152H232ZM248 149V150H247ZM4 150H6L5 151V153L3 152ZM8 150V151H7ZM12 152H11V151ZM43 149H41L40 151H42ZM52 150V151H51ZM58 150V151H57ZM96 150H97V152H96ZM101 150L104 152L105 151V154L106 155H109V156H105V154L103 153V152H101ZM127 150H128V152H127ZM142 150H143V152H142ZM221 150V152L219 153V151ZM44 151V150H43ZM53 151H54V153H53ZM62 151V152H61ZM134 151V152H133ZM136 151V152H135ZM140 151V152H139ZM172 151V152H171ZM186 151V152H185ZM224 151V152H223ZM251 151V152H250ZM255 151H256V153H255ZM10 153L11 152V154H8V153ZM52 152V153H51ZM93 153V155L91 154V153ZM169 152H170V154H169ZM194 152V153H193ZM201 154V156L200 157H198L199 156V153ZM232 152V153H231ZM16 153V154H15ZM68 154V156H66L67 154ZM82 153H84V154H82ZM87 153H89L90 155L88 156V154ZM94 153H96V154H94ZM131 153V154H130ZM140 153V154H139ZM149 154V155H147V156H145V154ZM195 153H198V154H195ZM230 153L231 154H235L234 156L232 155V157L230 158ZM2 154V155H1ZM3 154H5V155H3ZM13 154H15V155H13ZM78 154V155H77ZM99 154H101V155H99ZM120 154V155H119ZM138 154H139V156H138ZM143 156H142V155ZM174 154V155H173ZM193 154H195V155H193ZM10 155V156H9ZM12 155H13V157H12ZM18 155V156H17ZM77 155V156H76ZM95 155H99V156H95ZM126 155H129V156H126ZM151 155V156H150ZM224 155V156H223ZM74 156H76V157H78V158H76V157H74ZM86 156V157H85ZM90 156H93V157H90ZM103 156V157H102ZM114 156H115V158L117 157H119V156H121V159H120V157L117 159L116 158V163H115V158H114ZM155 156V157H154ZM190 156V155H189ZM210 156V157H209ZM244 156V157H243ZM250 156H251V158H250ZM16 157V158H15ZM146 157H149V158H147V160H149V161H147V162H145V160H146ZM159 157V158H158ZM197 157H198V159H200L201 158V160H198L197 159ZM219 157V158H218ZM235 157H238V158H236L235 159ZM12 158H14V159H12ZM19 158V159H18ZM82 158V159H81ZM86 159V160H84V159ZM106 161V163H107V165L103 162V161H101L100 162V160H103V159ZM131 158H133V159H131ZM142 158V159H141ZM164 158L166 159V160H164ZM204 158V159H203ZM212 158V159H211ZM244 159V161L242 160V159ZM245 158H250L249 159V162L248 161H246L247 159H245ZM255 158V157H254ZM6 159V160H5ZM96 159V160H95ZM109 159H111V160H113L114 161V163H113V161H111V160H109ZM141 159V160H140ZM160 159V160H159ZM163 159V160H162ZM196 159H197V161H196ZM208 161H207V160ZM210 159V160H209ZM222 159H223V161H222ZM226 159V160H225ZM238 159V160H237ZM241 160V163H240V165L237 163V161H239L240 162V160ZM3 160V161H2ZM13 160V161H12ZM99 162H98V161ZM133 160V162H135V163H133V162H131ZM138 162V165H137V162ZM169 160V161H168ZM195 160V161H194ZM204 160H206V161H204ZM94 161V162H93ZM109 161H111L112 162V168H116L115 170H116V173L117 174H115V173H111V171L108 169L109 167H110V165H108V164H111L110 162L108 163ZM118 161H119V163H118ZM205 162V165H207V166H205L202 162ZM228 161V162H227ZM242 161H243V163H242ZM257 161H259L258 163H257ZM2 162V163H1ZM5 162V163H4ZM95 162H96V164L98 163V164H100L99 166H102V168L101 167H99L98 166V164H97V166H95L96 164H95ZM123 163L122 164V167H121V164L120 163ZM142 162V163H141ZM144 162H145V164H144ZM197 162V163H196ZM206 162H208L210 165H208V163H206ZM223 162H225V163H223ZM247 162V163H246ZM258 164H256V163ZM118 163V164H117ZM148 163H150V164H148ZM152 163V164H151ZM160 163V164H159ZM165 163V164H164ZM176 163V164H175ZM192 163H194V165L192 164ZM202 163V164H201ZM215 163V166H213V164ZM218 163H221V167H220V164H218ZM223 163V164H222ZM232 163H237V165H233ZM248 163H250L251 164V166H248V165H246V166H248V167H251L250 169H254V171L253 170H249V172H252V173H254L253 175H252V173H251V175L252 176H254L255 174H257L258 173V177H256V175H255V177H253V179H252V177H250L251 175H248V174H246V176H248V177H241V176H244L245 175V171H242L241 170V168L240 167H238V166H242V164L244 165V164H248ZM3 164V165H2ZM15 164V165H14ZM20 164V163H19ZM19 164H17V166H21V165H19ZM105 164V165H104ZM117 164V166H115ZM128 164H130V165H128ZM133 166H132V165ZM142 166H141V165ZM147 164L149 165V167L151 168V170H153V166H154V170H156V171H151L149 168L147 169ZM164 164V165H163ZM170 164V168H172V171L173 170H177V172H176V174H174L173 173V178H172V173H169V172H172V171H170L171 169L169 168V165ZM216 164H217V167H216ZM230 167H227V165ZM6 165H7V167H6ZM91 165V166H90ZM146 165V166H145ZM178 165H180V166H178ZM193 165V166H192ZM260 165H261V168H260ZM4 166V167H3ZM105 167V169L107 170L108 169V171H106L105 169V171L103 170H100V169H103L104 167ZM114 166V167H113ZM138 166H140L141 168H142V172H141V168L140 167H138ZM152 166V167H151ZM185 166V167H184ZM195 166V167H194ZM200 166V167H199ZM224 166V167H223ZM246 166H243L242 168H243V170H246L247 171V173H249L248 172V167H246ZM252 166H254V167H252ZM95 170V172H94V170L92 169V168ZM125 168V170H124V168ZM179 167H182V169L181 168H179ZM187 167H189V168H187ZM208 167H209V169H208ZM211 167H212V169H211ZM236 167V168H235ZM8 168V169H7ZM17 168V169H16ZM20 169V172H18L19 171V169ZM96 168H98V169H96ZM112 168H110L111 170H112ZM117 168H119V169H123L124 170V172H126V176H124L125 175V173L123 172V170L121 171H118V169ZM138 168L140 169L139 170V172L141 173V177L144 175V177H142L143 179L146 177V180H148L149 179V181L150 182H147V181H145V179L143 180L141 177H140V173H136L137 171H138ZM159 170V168H160V171L158 172L157 171V169ZM169 168V169H168ZM183 168H185V170H188V171H185ZM190 168H191V170H190ZM192 168H194V169H192ZM196 168V169H195ZM214 168V169H213ZM218 168H220V169H218ZM228 170H227V169ZM232 168V169H231ZM246 168V169H245ZM260 168V169H259ZM10 169V170H9ZM127 169H130L131 171L133 170V169H135V171L136 172H134V170L132 171V174H129L130 172V170H127ZM137 169V170H136ZM143 169H145L144 170V172H143ZM147 169V170H146ZM162 169V170H161ZM180 169V170H179ZM216 169V170H215ZM235 169V170H234ZM259 171H258V170ZM5 170V171H4ZM8 170V171H7ZM115 170H113L114 172H115ZM168 170V171H167ZM183 171L184 173H185V177H184V175H183V172H180V171ZM195 170H196V172H195ZM197 170H198V172H197ZM199 170H201V171H199ZM209 170H211V171H209ZM217 170H218V174L217 173H215V172H217ZM222 170H225V171H227V173L226 172H224V171H222ZM237 170V171H236ZM8 173H7V172ZM92 171V172H91ZM118 171V172H117ZM128 171V172H127ZM146 171H148V172H146ZM161 171H163L162 172V174L163 175H161ZM179 171V172H178ZM212 171H213V173H212ZM222 171V172H221ZM236 171V172H235ZM239 171V172H238ZM257 171V172H256ZM4 172L6 173V175L4 174ZM134 172V173H133ZM146 172V173H145ZM153 172V173H152ZM188 172H191L192 174L193 173H195V174H191L190 173V175L188 174H186V173H188ZM220 172V173H219ZM226 174H224V173ZM233 172H235V173H233ZM260 172V173H259ZM261 172H262V176L263 177H261ZM13 173V174H12ZM16 173V174H15ZM18 173V174H17ZM23 173V174H22ZM48 173V174H47ZM54 173H56L55 175H53ZM94 175V177L92 176V174ZM101 173H103L104 175H105V180H104V175L103 174H101ZM106 173V174H105ZM197 173H199V175L197 174ZM220 178V181H219V179H218V177L217 176H215V174ZM240 173V174H239ZM241 173L243 174V175H241ZM3 174H4V176H3ZM45 174H46V178H44L45 177ZM59 174V175H58ZM62 176H61V175ZM83 176H82V175ZM85 174H86V176L87 175H89V174H91V175H89V177H92V178H94V179H92V178H89L88 176L87 177H85ZM99 174V175H98ZM108 174V175H107ZM113 174V175H112ZM115 174V175H114ZM121 174V175H120ZM127 174L128 175H130V176H127ZM134 174H139V175H137V176H139V178H140V180H139V178L135 175V177H134V179L133 180H136L137 178H138V182L142 185V183H144L141 187H140V185H139V183H137V181H134L133 182V180L131 179V178H133V176H134ZM143 174V175H142ZM147 174V175H146ZM151 174V175H150ZM154 174H157V175H154ZM168 174H170V176L171 177H166ZM182 174V175H181ZM213 174V175H212ZM231 175V176H229V175ZM10 175V176H9ZM51 175V176H50ZM58 175V177H56ZM65 176V178H64V176ZM80 175H81V177H80ZM98 177H97V176ZM101 175H103V176H101ZM107 175V176H106ZM111 177H110V176ZM116 175H118V176H116ZM166 175V176H165ZM181 175V176H180ZM191 175H192V177H191ZM207 175V176H206ZM6 176V177H5ZM8 176V177H7ZM41 176V177H40ZM51 177V178H53V177H55V178H58L59 180V182L56 180V181H54L53 179H55V178H53L52 179V182L54 183V186L55 187H53V183H50L51 182V178L49 179L48 177ZM60 176V177H59ZM109 176V178H106V177H108ZM150 176H154V177H152V178H149ZM160 176H161V178H160ZM162 176H163V178L165 177V178H167L168 180H166L165 178L163 179L162 178ZM169 176V175H168ZM201 176H202V178H201ZM210 177V178H207V177ZM216 178H215V177ZM223 178H222V177ZM226 178H225V177ZM233 176H235L234 178H233ZM38 177V178H37ZM79 178V180H80V182L78 181V178ZM127 177H131V178H127ZM179 177H181V179L182 180H178V178ZM230 177V178H229ZM236 177H238V179L236 178ZM249 177L251 178V180L250 181H248V179H249ZM41 178V180H39ZM61 178H63V179H61ZM83 178V179H82ZM98 178H100V179H98ZM122 178V179H121ZM170 178H172V179H170ZM198 178L200 179V180H198ZM204 178V179H203ZM213 178H215V179H213ZM225 178V179H224ZM248 178V179H247ZM256 178V179H255ZM36 181H35V180ZM70 179V180H69ZM81 179L82 180H84V181H81ZM85 179H88V181L90 180V181H93V182H88V181H86ZM115 181H114V180ZM142 179V180H141ZM152 181H151V180ZM227 182H225L224 180ZM230 181H229V180ZM242 179H244L245 180V182H244V180H242ZM45 180V181H44ZM47 180V181H46ZM61 180V181H60ZM66 180H68V181H66ZM94 180H97V182H95ZM104 180V181H103ZM109 180V181H108ZM132 180V181H131ZM154 180H157V182H155ZM163 180V181H162ZM184 180V181H183ZM203 182H202V181ZM206 180V181H205ZM233 180V181H232ZM253 180V181H252ZM31 181H33L32 182V184H31ZM43 181V183H41V182ZM50 181V182H49ZM63 181L64 182H68V183H70L69 184V187H67L68 186V183H63ZM71 181V182H70ZM105 181H107V182H105ZM121 181H123V182H121ZM143 181V182H142ZM160 181V182H159ZM179 183H178V182ZM182 181V182H181ZM212 181V182H211ZM218 181V182H217ZM224 181V182H223ZM38 182H40V183H38ZM57 182V183H56ZM60 182H62V184L60 183ZM110 182H112V185L111 184H108V183H110ZM129 182H131V183H129ZM145 182H147V184L145 183ZM153 182V183H152ZM173 182V183H172ZM201 182H202V184H201ZM205 182H206V185L204 186L203 184H205ZM221 182H223V184L221 185ZM241 182V183H240ZM250 182H252L251 184H248V183H250ZM47 183H49V184H52V185H48ZM85 183H88V185L86 186V185H83V184H85ZM101 183H103L102 185H104V186H102L101 185ZM128 183V184H127ZM152 183V184H151ZM184 183V184H183ZM193 183V184H192ZM210 183H212V184H210ZM218 183V184H217ZM237 184V185H234V184ZM242 185L243 184V188H242V186H240V184ZM253 183H255V184H253ZM35 184V185H34ZM45 185V184H47L48 185V187L50 188H46V186H43V185ZM64 184V185H63ZM67 184V185H66ZM93 184V185H92ZM121 184V186L119 187V185ZM132 186H131V185ZM135 184H136V187H134L135 186ZM146 184V185H145ZM188 184H190L191 186L190 187H188L189 185ZM208 184V185H207ZM220 184V185H219ZM228 184V185H227ZM234 186H233V185ZM246 184H248V185H251L252 187H250V186H247V187H250V189L251 190H249V188L247 189L246 188V186H244V185H246ZM41 185V186H40ZM57 185V186H56ZM59 185V186H58ZM70 185H72L71 187H70ZM74 185V186H73ZM80 185H82V186H84L83 188L82 187H80ZM97 185V186H96ZM101 185V186H100ZM108 185H110V187H108L107 188V186ZM127 185H129L128 187H125V186ZM134 185V186H133ZM169 185H170V187H169ZM195 185V186H194ZM200 187V185H201V188H203L202 190L204 191V193H205V195H208L207 197L205 196V197H203V195H202V191H201V188H200V190H199V188L197 187ZM211 186L212 187V190H211V187H208V186ZM239 185V186H238ZM258 185V186H257ZM34 188H33V187ZM36 186H37V188H36ZM106 186V187H105ZM124 186V187H123ZM139 186V187H138ZM176 186V187H175ZM220 186V187H219ZM222 186H223V189H222ZM228 186V187H227ZM232 186V187H231ZM44 187V188H43ZM53 187V188H52ZM67 187V188H66ZM99 187H101V188H99ZM103 187V188H102ZM174 187V188H173ZM197 187V188H196ZM215 187H217L216 188V190L215 191H217V193H219V194H221L220 196H223V197H219L218 195L219 194H217V193H215L213 190H214V188ZM238 187H240L239 189H243V192L245 193H242V190H240L239 191V189H238ZM254 187H256V188H254ZM257 187H259V188H257ZM82 188V189H81ZM124 188V189H123ZM137 188V189H136ZM163 188V189H162ZM178 188H179V190H178ZM183 188V189H182ZM187 188V189H186ZM191 188V190L189 191L188 189H190ZM234 188V189H233ZM245 188V189H244ZM92 189V190H91ZM124 191H123V190ZM175 189V190H174ZM208 189L209 190H211V191H208ZM219 189V190H218ZM238 189V190H237ZM254 189V190H253ZM77 190V191H76ZM84 190H85V192H84ZM88 190V191H87ZM89 190H90V192H89ZM119 190L121 191V193L119 192ZM126 190V191H125ZM132 190V191H131ZM152 192H151V191ZM170 190L172 191V193H173V195H172V193H170ZM183 190V191H182ZM205 190H206V192H205ZM221 190H222V192H221ZM78 191H80V192H78ZM108 191H111V192H108ZM113 191V192H112ZM148 191V192H147ZM186 191H188V192H186ZM200 192V193H197V195H195L196 193L195 192ZM212 191H213V194H212ZM227 191V192H226ZM236 191V192H235ZM239 193H238V192ZM253 191V192H252ZM73 192L75 193V194H73ZM138 192V193H137ZM150 192V193H149ZM183 192V193H182ZM184 192H186V193H184ZM231 192H232V194H231ZM234 192H235V194L237 195H234ZM240 192H241V194H244V195H241L240 194ZM259 192V193H258ZM72 193V194H71ZM86 193H87V195H86ZM126 193V194H125ZM137 193V194H136ZM147 193H148V195H147ZM162 193V194H161ZM175 193H178L179 195H181V196H179L178 194H177V196H175ZM203 193V194H204ZM71 194V195H70ZM130 194V195H129ZM154 194V195H153ZM168 194V196L170 197V199H169V197L168 196H165V195H167ZM189 194V195H188ZM222 194H224V195H222ZM226 194H228V195H226ZM239 194H240V196H239ZM247 194V195H246ZM252 194V196H253V194L255 195V196H253V198L251 199V198H248L249 197V195H251ZM66 195H69V196H71V197H69V198H65L66 197ZM78 195H80L79 197H78ZM99 195V196H98ZM106 195H107V198H106ZM111 195H112V197H111ZM129 195V196H128ZM135 195V196H134ZM139 195V196H138ZM141 195V196H140ZM144 195V196H143ZM187 195V196H186ZM194 195V196H193ZM61 196H65L64 198L65 199H63V197H61ZM94 196H96V197H94ZM102 196H103V198H105L104 200H102ZM124 196V197H123ZM132 196H134L133 197V199H132ZM173 196V197H172ZM218 196V197H217ZM228 196H229V198H228ZM242 196H244V200H243V197ZM246 196V197H245ZM251 196V197H252ZM73 197V198H72ZM78 197V198H77ZM128 197V198H127ZM131 197V198H130ZM139 199H138V198ZM154 197V198H153ZM162 197H163V199H162ZM179 197V198H178ZM181 197V198H180ZM190 197V198H189ZM209 197H210V199H209ZM220 198V199H216V198ZM235 197V199H232V198H234ZM71 198V201L69 200ZM100 198V199H99ZM126 199V202L124 201V199ZM135 198V199H134ZM173 198V199H172ZM191 198H193V200L191 199ZM195 198V199H194ZM222 198H224V200L222 199ZM240 198L242 199V200H240ZM115 199V200H114ZM137 199V200H136ZM142 199V200H141ZM154 199V200H153ZM192 201H190V200ZM252 200L251 201V203L249 202V200ZM66 200V201H65ZM74 200V201H73ZM90 200H92V201H94L95 203H98V204H94V202H92V201H90ZM133 200L135 201V202H133ZM141 200V201H140ZM151 200H153V201H151ZM178 200V201H177ZM185 200V201H184ZM197 202H196V201ZM216 200V201H215ZM113 201V202H112ZM127 201H128V203H127ZM161 201V202H160ZM167 201V202H166ZM169 201V202H168ZM175 201V202H174ZM187 201H189V202H187ZM201 201V202H200ZM206 201H207V203H206ZM228 202L227 204H226V202H225V204L224 203H222V202ZM242 201H244V203L246 202L248 205H246V203L244 204ZM67 202V203H66ZM113 203V205L114 206H112V203ZM114 202H115V204H114ZM148 202H150V204L148 203ZM154 204V205H152V203ZM155 202V203H154ZM158 202V203H157ZM203 202H205V203H203ZM219 204H218V203ZM235 202V203H234ZM258 202V203H257ZM68 203H70V204H68ZM77 203H78V205H77ZM105 203V204H104ZM110 203H111V205H110ZM118 203V204H117ZM120 203V204H119ZM180 203V204H179ZM186 203L188 204V203H190V204H188V206L186 205ZM202 203V204H201ZM239 203L240 204H242V205H239ZM257 203V204H256ZM75 204V205H74ZM88 204V205H87ZM103 205V207H102V205ZM124 204H126V205H124ZM131 204V205H130ZM139 204V205H138ZM149 204V205H148ZM160 204V205H159ZM192 204V206H190ZM198 204V205H197ZM231 204V205H230ZM232 204H234V206L232 205ZM244 204V205H243ZM99 205V206H98ZM110 205V206H109ZM121 205H123V206H125V208L124 209H126L127 208V211L129 210V214L128 215H131L132 216V218L130 219V221L132 222V220L135 218L137 221H135V219H134V221L135 222H137L136 224H134L135 222L133 221L132 223L131 222H129V216L128 215H126V212L127 211H120L119 212V207L121 206ZM151 205V207H149ZM179 205H181V206H179ZM226 205V206H225ZM227 205H228V207H227ZM111 206H112V208H111ZM127 206V207H126ZM132 208H130V207ZM133 206H134V209H133ZM155 206V207H154ZM164 206H166V208L164 207ZM168 206H170L171 208H173V209H171L170 207H168ZM240 206H242V207H240ZM100 207H102V208H100ZM110 207V208H109ZM117 207V208H116ZM128 207H129V209H128ZM162 207V208H161ZM164 207V208H163ZM183 207V208H182ZM184 207H185V209H184ZM233 207V208H232ZM240 209H239V208ZM251 207V208H250ZM105 208V209H104ZM107 208H109L108 210H107ZM115 208V209H114ZM140 208V209H139ZM150 210H149V209ZM154 208V209H153ZM159 208V209H158ZM181 208V209H180ZM188 208H189V211H188ZM223 208V209H222ZM249 208V209H248ZM100 209H102V210H100ZM194 209V210H193ZM225 209V210H224ZM229 209H232V211L230 212V210ZM233 209H235V210H233ZM107 210V211H106ZM111 210V211H110ZM116 210H118V214H117V212H115ZM120 210H122V206H121V209ZM132 210H136V211H133V212H135V214L137 215V216H142L143 217V215H145L144 217H145V219H143L142 217V219L141 218H139V217H135V214L134 213H132V212H130V211H132ZM142 211V212H140V211ZM152 210V211H151ZM156 210V211H155ZM161 210V211H160ZM167 210V211H166ZM199 210V211H198ZM238 210V211H237ZM149 211H151V212H149ZM193 212V214L192 213H187V212ZM216 211V212H215ZM234 211V212H233ZM104 212H106V213H104ZM111 212V213H110ZM159 212H161V216H160V214H159ZM164 212L166 213H170V214H168V216H167V214H164ZM233 212V213H232ZM241 212H244V213H241ZM250 212V213H249ZM113 213V214H112ZM115 213V214H114ZM119 213H120V215H119ZM123 213V214H122ZM144 213H146V214H144ZM148 213V214H147ZM153 215H152V214ZM175 213V214H174ZM188 215H187V214ZM111 214L112 215H114V216H111ZM123 216H122V215ZM133 214H134V216H133ZM138 214H142V215H138ZM151 214V215H150ZM155 214V215H154ZM172 214H174V215H177V216H175V217H171L172 216ZM179 214V215H178ZM186 214V215H185ZM242 214V215H241ZM148 215H149V217L150 218H148ZM164 215V216H163ZM173 215V216H174ZM184 215V216H183ZM198 215V216H197ZM119 216H120V220L121 221H124L125 223H130V225H133V226H135V227H131L129 224H127V227H123V226H125L126 224L123 222H121L120 220H118L119 219ZM125 216H127V217H125ZM130 216V217H131ZM161 217V219L159 218V217ZM187 216L188 217H190V219L192 218L193 219V221L191 222L190 221V219H187ZM204 218H203V217ZM216 216V217H215ZM228 216V217H227ZM104 217V219H102ZM111 219H110V218ZM116 217H118V219L116 218ZM124 219H123V218ZM134 217V218H133ZM151 217H153L152 219H154L153 221H149V220H152L151 219ZM168 217V218H167ZM182 217H183V219H182ZM219 217H220V220L221 221H219L218 219H219ZM92 218V219H91ZM109 218V219H108ZM113 218H114V220H115V218H116V220L117 221H119V222H115L114 220H113ZM127 219V221L128 222H126V219ZM146 218H148V219H146ZM161 220H159V219ZM164 218V219H163ZM177 219V220H180L179 222V224L178 223H176V224H173V221L175 220V219ZM200 218H202V220L200 219ZM229 218H232V219H229ZM95 219V220H94ZM123 219V220H122ZM157 221H156V220ZM166 219H168L167 221L169 222V223H164V221L166 220ZM191 219V220H192ZM109 222V220L112 222V220H113V222H115L116 224L117 223H119L121 226H119L118 227V225L119 224H117V226L115 225V223H113L114 224V226L111 224L110 226L112 227V229H111V227H108V228H106L107 226H109V223H111V222H107V221ZM140 220V221H139ZM159 220V221H158ZM177 220H175L174 222H176ZM97 221H99V223L97 222ZM101 221V222H100ZM102 221H104V222H102ZM143 221H145L146 223H142L141 224V222H143ZM167 221H165V222H167ZM201 221V222H200ZM213 221V222H212ZM105 222L108 224H105ZM147 222H148V225L149 226H147L146 224H147ZM154 222H157V224L156 223H154ZM186 222V223H185ZM216 222V223H215ZM98 223V224H97ZM104 223V224H103ZM122 223V224H121ZM124 224V225H123ZM141 224V225H140ZM143 224L145 225V227H142L143 226ZM162 224V225H161ZM168 224H170V225H168ZM217 224V225H216ZM220 224V225H219ZM222 224V225H221ZM103 225H106L105 227L103 226ZM139 227H138V226ZM153 225V226H152ZM161 227H160V226ZM166 225V226H165ZM175 227H174V226ZM176 225H181L180 227H178V229L177 230H179L180 231V228L183 226H185L184 228H186V230H184V228H181V230H183V231H180V236H179V233H178V231H176V229L175 228H177L176 227ZM149 227V229L147 228V227ZM165 226V229L163 228ZM173 226V227H172ZM102 227H104L103 229H102ZM116 227H118V228H120V230L117 228L116 230L117 231H119V232H117L116 230H114L115 232H113V229H115ZM128 227L129 228H135L134 230L132 229H130V231H129V229H128ZM137 227V228H136ZM150 227L151 228H153V229H150ZM154 227H157V230L154 228ZM168 229H167V228ZM188 227V228H187ZM210 227H213L212 229L210 228ZM99 228H101L100 230L102 231V232H104L105 234H104V237L102 236V238H101V235L103 234L101 231H97V230H99ZM105 228L107 229V230H111L112 232H105V231H107V230H105ZM123 228H126V229H123ZM144 228H147V229H144ZM158 228H160V229H158ZM166 231V232H168V233H170V234H166V232H164V230ZM171 228H173L174 230H171L170 232H169V230L171 229ZM138 229H141L142 231L143 230H148V232H142L141 230H139V232H138ZM207 229V230H206ZM211 229V230H210ZM223 229V230H222ZM246 229V230H245ZM104 230V231H103ZM129 231L128 232V234H127V231ZM150 230V231H149ZM155 232V231H157L158 232V234H155L153 231ZM210 230V231H209ZM213 230V231H212ZM125 232V234H123L124 232ZM132 231V232H131ZM140 231L142 232V233H140ZM160 231H161V234L162 235H159L160 234ZM164 232V234H163V232ZM187 232L186 234L184 233V232ZM237 231V232H236ZM116 232H117V234H116ZM123 234V235H120L121 233ZM133 232H136L135 234H133ZM156 232V233H157ZM174 232V233H173ZM177 232V233H176ZM220 232V233H219ZM109 234V235H107V234ZM120 233V234H119ZM129 233H131V235L129 234ZM145 235H144V234ZM147 233V234H146ZM149 233H150V235H149ZM153 233V234H152ZM189 233V234H188ZM191 233H193V235L191 234ZM196 233V234H195ZM209 233H210V235H209ZM232 233V234H231ZM94 234H96V235H98V237L96 236V235H94ZM99 234H101V235H99ZM119 234V235H118ZM133 234V235H132ZM140 234V237L141 238H139V237H137L138 235ZM142 234L146 237H144L143 236V238H142ZM175 234V235H174ZM184 234V235H183ZM213 236H212V235ZM225 234V235H224ZM231 234V235H230ZM113 235V236H112ZM128 235V236H127ZM147 235V236H146ZM167 235V236H166ZM173 235V236H172ZM186 235V237H184ZM191 235V236H190ZM217 235H220L219 236V238H218V236ZM260 235V236H259ZM100 236V237H99ZM115 236H116V238H115ZM118 236H120V237H118ZM121 236L123 237V236H125V237H123V238H121ZM126 236H127V238H126ZM130 236H132V238L130 237ZM149 236V237H148ZM151 236V237H150ZM156 239L155 240V242H154V239H153V237ZM157 236V237H156ZM170 238H169V237ZM177 236H179V238L177 237ZM231 236V237H230ZM136 237V239H138L137 241H134L133 239ZM173 237V238H172ZM174 237H175V239L176 240H171V239H174ZM208 237H210V238H208ZM225 237V238H224ZM228 237H229V239H228ZM97 238H100V239H98V241H97ZM111 238V239H110ZM113 238V239H112ZM128 238H130V239H132V240H130V239H128ZM148 238H149V240H148ZM150 238H152V239H150ZM166 238V239H165ZM170 240H169V239ZM182 238H184V240L182 239ZM190 238V239H189ZM216 238V239H215ZM226 238H227V240H226ZM108 240L109 241V244L111 243V245H109L108 246V244H106L107 246L106 247H104V243H108L107 241H105V240ZM110 239V240H109ZM142 239V240H141ZM148 241H147V240ZM168 239V240H167ZM179 239V240H178ZM187 241H186V240ZM206 239H208V240H206ZM220 239V240H219ZM262 239V240H261ZM99 240H101L100 241V243H98L99 242ZM118 240V241H117ZM125 240V241H124ZM139 240H140V242L141 243H143V246H142V244L141 243H139ZM151 240V241H150ZM157 240H159L158 242H156ZM162 240H164V242H162ZM181 240V241H180ZM215 240V241H214ZM223 240H225V244H224V241ZM229 240V241H228ZM240 240V241H239ZM123 241V242H122ZM142 241H144V242H142ZM147 241V242H146ZM180 241V242H179ZM201 241H202V244L204 245H200V243H201ZM232 241H233V243H232ZM235 241V242H234ZM115 242H116V244L118 245V247H117V245L115 244ZM119 242V243H118ZM135 242V243H134ZM150 242V243H149ZM151 242H152V244H151ZM154 242V243H153ZM261 242V243H260ZM121 243V244H120ZM139 244V245H136V244ZM157 243V244H156ZM160 243H162V244H160ZM197 245H195V244ZM239 243V244H238ZM101 246V248H100V246ZM149 244H151V245H149ZM165 244V245H164ZM173 244V245H172ZM182 244V245H181ZM224 244V245H223ZM259 244V245H258ZM264 244V243H263ZM103 245V246H102ZM116 245V246H115ZM121 245V246H120ZM146 247H145V246ZM148 245V246H147ZM161 245V246H160ZM178 245L179 246H184V251L186 250V253H185V255L183 254V252L181 253L180 251H183V250H181L180 249V247H178ZM195 245V246H194ZM206 245L207 246H209V247H211L210 249L208 248L207 249V247H206ZM213 245H215V246H213ZM151 246V247H150ZM153 246V247H152ZM162 246H165V247H169L168 249H166L165 247H163V248H165L166 250H163V248H162ZM178 248H177V247ZM193 246V247H192ZM224 246H225V248H224ZM235 248H234V247ZM260 249H257V247ZM260 246V247H259ZM117 247L118 249H115V248ZM120 247H122V248H120ZM143 247V248H142ZM145 247V248H144ZM148 247V248H147ZM170 247H171V249H170ZM193 249H195V251L193 252V250H191V248ZM197 247H202V248H197ZM221 247V248H220ZM113 248H114V250H113ZM162 248V249H161ZM182 248V247H181ZM186 248V249H185ZM256 248V250H254ZM122 249V250H121ZM173 249V250H172ZM187 249H189L188 251H187ZM204 249L206 250H210V252L209 251H207V252H204ZM218 249V250H217ZM107 250V251H106ZM190 250H191V252H190ZM200 251V253H201V251H202V253L203 254H201L200 255V253H199V251ZM212 250H214L213 252H212ZM233 252H232V251ZM261 250H263V252L261 251ZM104 251V252H103ZM168 251V252H167ZM197 251V252H196ZM217 251V252H216ZM220 253H219V252ZM227 251V252H226ZM253 251H255V252H253ZM122 252H123V254L124 255H127V256H124L123 254H122ZM165 252V253H164ZM209 252V253H208ZM242 252V253H241ZM105 253H107L106 255H104ZM112 253V254H111ZM208 253V254H207ZM213 253H214V255H213ZM254 253V254H253ZM108 254H109V256H108ZM122 254V255H121ZM139 254H141L140 256H139ZM182 254V255H181ZM204 254H205V257H204ZM209 255V258H208V256L207 255ZM212 254V255H211ZM225 254V255H224ZM232 254H234V255H232ZM251 254H252V257H251ZM111 255V256H110ZM113 255H116V257L115 256H113ZM129 255V256H128ZM133 255H136V257H134ZM180 255V256H179ZM184 255V256H183ZM197 255V256H196ZM200 257H199V256ZM222 255H224L223 256V258L221 257ZM260 256V257H258V256ZM263 255V256H262ZM126 257V258H124V259H122V258H120V257ZM133 257V260H135V261H133L132 260V257ZM139 256V257H138ZM178 256V257H177ZM183 256V257H182ZM195 256V257H194ZM201 256L203 257V258H201ZM206 256H207V258H206ZM107 257V258H106ZM114 257V258H113ZM131 257V258H130ZM137 257L138 258H140L139 260H137ZM159 257V258H158ZM162 257V258H161ZM180 257V258H179ZM189 257H191V258H189ZM197 257H199V259L197 258ZM228 257V258H227ZM245 257V258H244ZM112 258V259H111ZM119 258V259H118ZM129 258V259H128ZM135 258V259H134ZM155 258V259H154ZM157 258L158 259H160V261L159 260H157ZM177 258V259H176ZM185 258V259H184ZM195 258V259H194ZM205 258V259H204ZM215 258V259H214ZM221 259V261H219L220 259ZM246 258L248 259L247 261H246ZM251 258V259H250ZM253 258V259H252ZM255 258V259H254ZM114 259V260H113ZM118 259V260H117ZM121 259V260H120ZM126 259H128V260H126ZM131 259V260H130ZM142 259H144L145 260V262H144V260H142ZM154 259V260H153ZM179 259V260H178ZM201 259H203L202 261H201ZM212 259H214V261H212ZM117 260V261H116ZM137 260V261H136ZM142 260V261H141ZM155 260H157V261H155ZM187 260V261H186ZM208 260V261H207ZM107 261V262H106ZM217 261H219V262H217ZM138 262V263H137ZM144 262V263H143ZM177 262H179V263H177ZM190 262V263H189ZM203 262H205V263H203ZM257 262V263H256ZM115 264V263H114Z\"/></svg>",
	"mask_w": 264,
	"mask_h": 264
},
{
	"label": "bare ground",
	"instance_id": "obj_2",
	"mask_svg": "<svg viewBox=\"0 0 264 264\" xmlns=\"http://www.w3.org/2000/svg\"><path fill=\"white\" fill-rule=\"evenodd\" d=\"M93 1L94 0H2V1H0V7H1V9H0V32L1 33H3V32H6L5 33V35L7 34V33H11L12 35H15V36H17V37H19L21 40H22V42H23V44L25 45V48L27 49V51L30 53V48H31V51H33V53L34 52H38L39 51V54H40V52H42V56H44V57H42V65L44 66V68H45V71L47 70V69H49L50 68V66H52L53 68H54V66H53V60L52 59H54V58H50L49 57V55H48V52H50L49 50H51V44L53 43V40L55 39V41H57L56 40V35H62L63 33L64 34H66V32H68V34H66L67 36H64L63 38H64V40L65 39H67V40H70V41H68V45H67V47H69L70 45V50H71V54H74V55H72L71 56V54L69 55L70 57V61L69 62H76V63H79V64H81V65H83L84 66V71L80 74V76L78 77V78H75L70 84H68V85H65L63 82H62V73H57V75H56V77H55V85H56V88H55V90H53L54 91V94H56V95H58V97H59V95H61V94H67L68 96L69 95H72L71 97H73V95H75V94H78V93H82V92H84L85 91V86H86V83H88V82H86L85 83V81L88 79V75H89V69L88 68H90L91 66L92 67H94V66H96V68L99 70V71H101V73H103V75L105 74V76H108L109 74H108V71H111V70H113V73H118L119 75L121 74V75H123V74H125V69H126V66H131V65H133L134 63H136V60H135V58L137 57V55L139 54L140 55V53L142 52L141 50H144V48H143V45H144V43H147L146 41H149V38H150V32H154L153 34H155L154 36H156L157 34H158V37H159V39L158 40H156L155 39V41H154V43H156L157 42V44H159V43H161V45H162V41H164L163 40V38H162V41H161V35L159 36V34H160V32L162 31L161 30V27L163 28H168L169 29V27L171 26L170 25V23H168L169 25H167V26H169V27H167V26H162L161 25V27L158 29H156L155 30V27H154V25L156 24L155 23V21H154V19H158V17L157 18H155L154 17V19H153V14L152 13H154L155 11L154 10H151V8L153 7V6H151V7H149L148 5H151V4H153V3H151L152 2V0H148V2L149 3H151V4H143L144 6L145 5H147L148 7H142V11L140 10L141 8H139L140 6H142V3H143V1L144 0H142V3H141V5L139 4V7H137L140 11H137V8H136V10H130V8H128V10H126V11H121V12H119V13H116V14H114L112 17H111V19H110V21H109V23H107V24H99L98 22V14H97V12H98V10H97V12H92V10H93V7H92V4H93ZM97 1V0H96ZM95 1V2H96ZM124 1H126V0H124ZM147 1V0H146ZM151 1V2H150ZM155 1V0H154ZM159 1V0H158ZM165 1V0H164ZM104 2H105V0H104ZM114 2V1H113ZM123 2V1H122ZM228 2H229V5L228 6H225V7H222V6H219V2H218V0H217V2L216 1H213V4L214 3H217L218 4V6H214V7H211V9H210V11H208V10H204L203 12H199V11H195V10H198V9H195V10H187V11H185V12H181V9L179 8V10L180 11H178V12H180V13H178V15H180V22H177V24H176V22L174 23V22H171V24L172 23H174L173 25H177V26H180V29H182L184 32H183V35H180V36H175L176 38H178V45H179V49L180 50H174L173 49V51H174V54H175V58H176V60H177V62H178V65H179V63L180 64H182V65H184V67L186 68V67H188L189 68V70H190V76L188 77V78H186V74L184 75V74H182V75H184V78H186V79H183V81H182V86H183V84L184 85H186V89L185 88H183V89H185V90H182L181 89V87H180V85H179V87H180V89H177V88H174V90L175 89H177V90H181V91H178V93H177V95H178V97L180 96L179 95V93H181V95L183 94V96H187L188 97V95H189V97H188V99H186V100H189L191 103H188V101H186V103L185 102H183L182 104H178L177 105V107L178 108H176V109H178V111H192L191 113H190V115L192 114V113H195V111H201V113L204 111V112H206V114H207V112L208 113H210L209 111H208V108L205 110L204 109V107L203 108H200V106H199V108L201 109H199V108H197L196 106H198L199 105V101H200V99H198V98H196L198 95L200 96H202L203 97V94H206L207 93V87H211V88H213V89H215L216 90V92L215 91H213V89H210V91H213V92H215V93H217V95H215L216 97L215 98H212L211 100H213V104H214V107H213V112L215 111H243V115H244V112H247V111H249L248 112V114L246 115V116H241V117H243L242 119H240L239 121H237V122H234L233 124H229L230 122H227V123H219V122H221V121H223L225 118H223L222 116H221V121H220V119H219V122H217V123H219L218 124V126L216 125V126H214L215 128H213V126H212V130H211V127L209 128V130L206 132V134H208V132L210 131H212L213 133H211V134H208V135H214L213 137H211V138H209V139H206L203 143H202V153L204 154V153H206L204 156H206V158L208 157V155L209 154H211L212 152H215V151H217V150H219L220 148H221V150H222V147H224V146H227V145H229V147L230 146H233L234 147V145L236 144V142H238V145H240V146H243V142H245V145H247L246 143H250L251 142V139L248 141V142H246V141H244V139L246 138V135H250V137L252 138V137H255L256 139L254 140L255 142H256V150H257V153H258V156L257 155H252V154H254V153H251V156L253 157L252 158V160H250V162L253 164L254 163V161H256V160H254V159H256L257 157H261V164H262V166H263V168L262 169H260L261 168V165H260V171H262V170H264V85H263V88L259 91V92H257L256 90V93H258V95H256V96H254L253 94H251L252 92V88L255 86V84H256V82H259V81H261L262 80V78L264 77V0H228ZM97 3V2H96ZM96 3H94V4H96ZM120 3H121V1H120ZM136 3V2H135ZM156 4H157V1L155 2ZM191 3V2H190ZM212 3V2H211ZM129 4V3H128ZM137 4H138V2H137ZM113 6H115L114 4H112ZM112 5H110V1L109 0H106V3H104V8H102V10L104 11V10H106V11H108L109 9H110V6H112ZM125 5H127V3L125 4ZM124 5V6H125ZM207 5V4H206ZM96 6V5H95ZM95 6H94V8H95ZM113 6H112V9H113ZM131 6V5H130ZM135 6V5H134ZM133 6V7H134ZM160 7H161V5H159ZM163 6H164V3H163ZM155 7V6H154ZM160 7H158V8H160ZM206 7V6H205ZM100 8H101V6H100ZM121 8V7H120ZM123 8V7H122ZM96 9V8H95ZM119 9V8H118ZM127 9V8H126ZM134 9H135V7H134ZM153 9V8H152ZM155 9H157V8H155ZM101 10V9H100ZM102 10L101 11H99V14H100V12H102ZM159 10H161V12L160 13H163V15L164 14H166V13H164L163 11H162V7H161V9H159ZM158 10V11H159ZM171 9H169V12H171L172 10H173V8H172V10L170 11ZM177 10V9H176ZM94 11V10H93ZM113 11V10H112ZM157 11V10H156ZM182 11H183V9H182ZM206 11H208V12H206ZM109 12V11H108ZM107 13V12H106ZM105 13V11H104V16H103V18L105 17V16H107V15H105L106 14ZM156 13L157 12H155V15H156ZM168 13V12H167ZM173 13L175 14L176 12H174V10H173ZM107 14H109V13H107ZM157 14H159V13H157ZM101 15H102V13H101ZM176 15V14H175ZM174 15V16H175ZM159 16V15H158ZM160 17V16H159ZM102 18V17H101ZM102 18V19H103ZM166 18V16L164 17V19ZM174 19L175 17H171V19ZM124 19H126V22H137L139 25H137V27H136V30L138 29L139 30V32L141 33L140 35H141V38L140 39H134V41H132V43L128 46V48H126V49H121L120 50V52L118 53V54H114V55H111V53L109 52V55H107L106 54V44H105V41L106 40H108V41H110L111 40V36H110V30H109V28H108V26H110V23H112L113 24V27H111L110 29H113L115 26V28H116V31H117V29H118V27H117V25H119L120 23H121V21L122 20H124ZM172 19V20H173ZM71 20H75V21H80V25L78 26V28L77 29H75L74 28V30H68V31H66V30H64L63 29V26L64 25H66L67 26V23L68 22H64V21H70L71 22ZM106 20V19H105ZM168 18H167V20H164V21H167L168 22ZM172 20H169V22L170 21H172ZM64 22V23H66V24H63V26H62V29L61 28H58V24L57 23H60V22ZM74 21V22H75ZM157 21H159V20H157ZM174 21V20H173ZM243 21H246V23H245V26L243 25ZM126 22H122V24H125ZM163 23V22H162ZM162 23H160V24H162ZM166 22H164V24H165ZM72 24H73V22H72ZM76 25V24H75ZM115 25V26H114ZM121 25V24H120ZM130 25V24H129ZM128 25V26H129ZM175 25V26H176ZM61 26V25H60ZM59 26V27H60ZM74 26V25H73ZM72 26V27H73ZM132 26H133V24H132ZM174 26V27H175ZM67 27H69V26H67ZM130 28H132L131 26H129ZM65 28V27H64ZM164 28H163V30H164ZM173 27L171 26L170 27V30L172 29ZM58 29H59V31L60 32H58ZM61 29V30H60ZM66 29V28H65ZM174 29V28H173ZM62 30H64L63 31V33L62 34H59V33H61L62 32ZM126 30V29H125ZM135 30V29H134ZM69 31H71V35H69ZM166 31H168V30H166ZM72 32H73V34H72ZM112 32H114V29L112 30ZM119 32V31H118ZM118 32L116 33V32H114V33H112L111 35H116V34H118ZM120 32H122L121 30H120ZM132 32H134V31H132ZM137 32V31H136ZM162 33V32H161ZM167 33V32H166ZM173 33V32H172ZM175 34H177V32L175 33ZM31 35H35L33 38H30V36ZM132 36L134 35L133 33L131 34ZM139 35V34H138ZM137 35V36H138ZM71 36V37H70ZM122 34H121V38H122ZM170 36V35H169ZM67 37H69V39L67 38ZM157 37V38H158ZM59 38H61V37H59ZM115 38H117V37H115ZM114 38V39H115ZM121 38H120V40H121ZM175 38V39H176ZM0 39H1V37H0ZM114 39H112L113 41H114ZM153 39V38H152ZM174 39V40H175ZM60 40V39H59ZM116 40V39H115ZM123 40V39H122ZM126 40H128V39H126ZM130 40H131V38H130ZM167 40H169V39H167ZM177 40V39H176ZM108 41H106V43H108ZM119 41V40H118ZM129 41V40H128ZM128 41H126V42H124V40L122 41L123 43H125V45H126V43L128 42ZM52 42V43H51ZM57 42H59V41H57ZM122 42H120L119 41V47H124V44L122 43ZM151 42H153V40L151 41ZM165 43H166V39H165V41H164ZM168 42L170 43L169 45L170 46H172L171 45V42H170V40L169 41H167V44H168ZM54 43H56V42H54ZM115 43V42H114ZM123 44V45H121L120 46V44ZM130 43V42H129ZM128 43V44H129ZM164 43V44H165ZM60 44V43H59ZM117 44H116V46H117ZM127 44V45H128ZM148 44H151V43H148ZM163 44V46H165ZM53 45V44H52ZM151 45H153V44H151ZM160 45V44H159ZM174 46V45H173ZM57 47V46H56ZM115 46L113 45V48H114ZM143 49H142V48ZM148 47V46H147ZM160 47V49H161V46H159ZM166 47V46H165ZM61 48V47H60ZM152 48V47H151ZM167 48H169V49H167L166 51V53H168V54H170L171 53V49L173 48V47H167ZM115 49V48H114ZM118 48H116V50H117ZM145 49H146V46H145ZM58 50V49H57ZM108 50V49H107ZM116 50H114V51H116ZM149 50H150V48H149ZM154 50V49H153ZM159 50V49H158ZM53 51H55V50H53ZM53 51H52V53L51 54H53ZM61 51V50H60ZM109 51H110V47H109ZM111 51H113V50H111ZM118 51V50H117ZM58 52V51H57ZM63 52V51H62ZM145 52V51H144ZM3 53V52H2ZM55 53V52H54ZM108 53V52H107ZM113 53V52H112ZM143 53V52H142ZM146 53V52H145ZM149 53V51L147 52V54ZM166 53H163V54H165L166 56H169V55H167ZM38 54V55H39ZM162 54V55H163ZM30 55H32L31 53H30ZM36 55V54H35ZM155 54H153V56H154ZM60 56V55H59ZM58 56V57H59ZM63 56V55H62ZM146 56V55H145ZM158 56V55H157ZM165 56V57H166ZM171 56V55H170ZM41 57V56H40ZM39 57V58H40ZM53 57V56H52ZM55 57V56H54ZM155 57V56H154ZM26 58V57H25ZM24 58V59H25ZM60 58H61V56H60ZM60 58H58L59 60H61L62 61V59H60ZM65 58V57H64ZM69 58H67V59H69ZM141 58H142V56H141ZM174 58V59H175ZM28 59V58H27ZM155 59H157L156 57H155ZM163 59V56H162V58H160V60H162ZM166 59V58H165ZM165 59H163V60H165ZM171 59V58H170ZM55 60V59H54ZM57 60V59H56ZM139 60H141V59H139ZM138 59H137V61H139ZM171 60H173V59H171ZM170 60V61H171ZM39 61V60H38ZM144 61V60H143ZM148 61V58L146 59V61H144V62H147ZM152 61V60H151ZM156 61H158V60H156ZM156 61H153V63L155 62V63H157ZM31 62V61H30ZM54 62H56V61H54ZM140 62H142V61H140ZM144 62H142L141 64L143 65V63ZM162 62V61H161ZM177 62H175V64L177 63ZM18 63H19V61H18ZM57 63V62H56ZM139 62H137L135 65H137ZM168 63H169V60H168ZM32 64H34V63H32ZM141 64L139 63L138 65H140V69L141 70H143L144 68H141V67H144V65L143 66H141ZM150 64V63H149ZM148 64V65H149ZM166 64V63H165ZM31 65V64H30ZM60 65V64H59ZM94 65V66H93ZM135 65H133L130 69H126L128 72H129V74H131V72L130 71H132V68L135 66ZM137 65V66H138ZM161 65V63L160 64H156V66L157 67H159V66ZM169 65V64H168ZM167 65V66H168ZM173 66L172 68H176V67H180V66ZM56 66V65H55ZM151 66V65H150ZM152 66H153V64H152ZM162 66V65H161ZM160 66V67H161ZM35 67V66H34ZM56 67H58V65L56 66ZM149 66H147V68H148ZM154 67V66H153ZM153 67H151L152 69H153ZM159 67V68H160ZM183 66L182 67H180L181 68V70H182V68H184ZM59 68V67H58ZM109 68V69H108ZM128 68V67H127ZM135 68V67H134ZM150 68V67H149ZM150 68V69H151ZM156 68V67H155ZM159 68H157V69H159ZM162 68V67H161ZM160 68V69H161ZM185 68L182 70V71H186L185 70ZM56 69V68H55ZM91 69V68H90ZM140 69H137V70H139L140 71ZM51 69H49V70H47V72L48 71H50ZM136 71V69H133V71ZM169 70H172L171 68L169 69ZM178 69H176V71H177ZM181 70H178V71H180L181 72ZM189 70L187 71V72H189ZM40 71V70H39ZM44 71V72H45ZM98 71V73H100ZM126 71V74L128 73ZM139 71H137L136 72V74L137 73H139ZM145 71V70H144ZM144 71H141L143 74H144ZM153 71V70H152ZM156 71V70H155ZM163 71V70H162ZM161 71V72H162ZM36 72H37V70H36ZM46 72V73H47ZM51 72V71H50ZM52 72H54V71H52ZM96 72H97V70H96ZM141 72H140V74H141ZM146 72V71H145ZM154 72V71H153ZM187 72H185V73H187ZM16 73V72H15ZM147 73V72H146ZM163 73V72H162ZM172 73H173V71H172ZM17 74V73H16ZM151 74H152V72H151ZM158 75H160V77H161V74H159V73H157ZM174 74V73H173ZM100 75V74H99ZM102 75V74H101ZM100 75V76H101ZM117 75V74H116ZM133 76L135 75V72L132 74ZM132 75H131V77H132ZM139 75V74H138ZM145 75V74H144ZM154 75H155V73H154ZM166 75V74H165ZM178 75V74H177ZM177 75H175V77L177 76ZM30 76H32V75H30ZM38 76V75H37ZM42 76V75H41ZM125 76V75H124ZM129 76V75H128ZM125 77V79L127 78V80L129 81V77ZM146 76V75H145ZM173 76V75H172ZM26 77V76H25ZM33 77V76H32ZM44 77V76H43ZM90 77V76H89ZM138 77V76H137ZM154 77V76H153ZM159 77V78H160ZM166 77V76H165ZM170 77V76H169ZM183 77V76H182ZM35 78H37V77H35ZM92 78V77H91ZM103 78H106V77H102V79ZM163 79L162 80H164V77H162ZM177 78V77H176ZM175 78V79H176ZM34 79V78H33ZM168 80V78H165V80ZM170 79H173V77H170L169 78V80ZM32 80V79H31ZM36 80V79H35ZM39 80V79H38ZM42 80V79H41ZM93 80V79H92ZM98 80H99V78H98ZM122 80V79H121ZM146 80L148 81V79H147V77H146ZM153 80H157L156 78L155 79H153ZM161 80V78H160V81H162ZM168 80V81H169ZM176 80H178V79H176ZM22 81V80H21ZM37 81V80H36ZM40 81V80H39ZM96 82H97V80H95ZM116 81V80H115ZM126 81V80H125ZM134 81V80H133ZM174 81V80H173ZM5 82V81H4ZM101 82V81H100ZM127 82V81H126ZM132 82V81H131ZM137 81H135V83H136ZM153 82V81H152ZM167 82V81H166ZM170 82H172L171 80H170ZM175 82V81H174ZM173 82V83H174ZM184 82V83H183ZM264 82V81H263ZM263 82H261L262 84H264ZM6 83V82H5ZM27 83H29L28 81H27ZM34 83V82H33ZM32 83V84H33ZM36 83V82H35ZM34 83V84H35ZM98 83V82H97ZM129 83V82H128ZM139 83V82H138ZM169 83V82H168ZM177 83V82H176ZM181 83V82H180ZM4 84V83H3ZM45 84H46V82H45ZM132 84V83H131ZM153 84V83H152ZM156 84H157V82H156ZM170 84V83H169ZM40 85V84H39ZM39 85H37V87L39 86ZM42 85H43V83H42ZM50 85H52V84H50ZM97 85V84H96ZM96 85H94L95 87L94 88H96ZM142 85V84H141ZM159 86H158V89L160 88V84H158ZM171 85V84H170ZM174 86H177V85H175V84H173ZM173 85H171L172 87L171 88H173L174 86ZM258 85V84H257ZM35 86V85H34ZM136 86V85H135ZM135 86H134V89H135ZM146 86V85H145ZM147 86H148V84H147ZM151 86V85H150ZM154 86H156L157 87V85H154ZM16 87V86H15ZM41 87V86H40ZM40 87H39V89H40ZM109 87V86H108ZM142 87H143V85H142ZM161 87H163V86H161ZM259 87V86H258ZM17 89H18V87H16ZM33 89H34V87H32ZM32 88H31V90H32ZM46 88V87H45ZM91 88V87H90ZM137 88V87H136ZM140 88H141V86H140ZM153 88V86L150 88V90ZM163 88H166V87H163ZM11 89H13V87H11ZM91 89H93V88H91ZM90 89V90H91ZM132 89V88H131ZM131 89L129 90L130 91V94L133 92V91H131ZM142 89V88H141ZM140 89V90H141ZM154 89V88H153ZM152 89V90H153ZM157 91H158V89L157 88H155ZM154 89V90H155ZM229 90V91H227L228 93H227V95H229L230 94V96H227L226 95V91L225 90ZM14 90V89H13ZM13 90H10V91H13ZM18 90H20V88L18 89ZM38 90V89H37ZM94 90H96V89H94ZM127 90V89H126ZM133 90V89H132ZM143 90V89H142ZM148 90V89H147ZM146 90V91H147ZM151 90V91H152ZM161 90H163L162 88H161ZM164 90H168L167 88L166 89H164ZM35 91V90H34ZM33 91V92H34ZM51 91H52V87H51ZM92 91V90H91ZM91 91H89V93H91ZM111 91V90H110ZM135 91V90H134ZM136 91H137V89H136ZM136 91L135 92H133V93H135L136 94ZM139 91V90H138ZM144 92H145V90H143ZM151 91H149L150 93H151ZM209 91V92H210ZM22 91H20V93H21ZM25 93H26V91H24ZM30 92V91H29ZM36 92V91H35ZM45 92H47V91H45ZM142 92V91H141ZM140 91H139V93H141ZM11 93V92H10ZM17 93H19L18 91H17ZM24 93V94H25ZM37 93H39V92H37ZM43 93V92H42ZM42 93H40V94H42ZM86 93V92H85ZM88 93V94H89ZM146 93V92H145ZM157 93V92H156ZM169 91H166V93H164V97L165 96H168L169 94ZM12 94H14V92L12 93ZM29 94V93H28ZM30 94H31V92H30ZM29 94V95H30ZM44 94H46V93H43V95ZM82 94H84V93H82ZM92 94V93H91ZM103 94V93H102ZM153 94H155L154 92H153ZM160 94V93H159ZM185 94V95H184ZM14 95H16V93L14 94ZM33 95V94H32ZM47 96L46 97H48V94H46ZM53 95V94H52ZM80 95V94H79ZM86 95V94H85ZM84 95V96H85ZM93 95V94H92ZM132 95V94H131ZM151 96H152V94H150ZM174 95V96H173ZM172 95V97H170V95L167 97L168 99H171V101H175V102H177V100H175V99H177L176 97V95H175V93ZM19 96H20V94H19ZM18 96V97H19ZM23 96V98H24V95H22ZM34 96H36L35 95V93H34ZM38 96V95H37ZM42 96V95H41ZM45 96V95H44ZM88 96V95H87ZM151 96H149V98L148 99H151L150 97ZM154 96V95H153ZM161 96V95H160ZM176 96V97H175ZM183 96H181L182 98V100H183ZM258 96H259V98H258ZM17 96H12V98L9 96V93L7 92V90H2V89H0V117L2 118L3 117V113H4V111L6 112V118H7V116L9 115V117H10V113H9V111H11L12 113H14V111L16 112V111H18V115H20L21 116V114L23 113V111H24V109H31V111L32 110H34V107H32V108H30V107H28L29 106V104H26V101H31L32 99L34 100L35 98H32L31 100L29 99V100H25V98L24 99H22L21 97H20V99L21 100H25L24 102L22 101H20V103L18 102V101H16V100H14V98H16ZM28 97V96H27ZM27 97H26V99H27ZM50 97V96H49ZM70 97V98H71ZM89 97V96H88ZM95 97V96H94ZM110 97V96H109ZM132 97V96H131ZM162 97H163V95H162ZM163 97V98H164ZM173 97H175V98H173ZM201 97V98H202ZM206 98L207 97H209V96H205ZM205 97H203L204 99H203V101L205 100ZM211 97H214L213 95H211ZM211 97H209V100H210V98ZM90 98H92L91 96H90ZM137 98H139L138 97V94H137ZM144 98H145V96H144ZM144 98H142V99H144ZM156 98V97H155ZM158 98H160L159 96H158ZM163 98H161V100H159V103H157L158 102V100L156 99V103L157 104H155V106L154 107H152L151 105V108L148 110V111H157L156 112V114L157 113H159L158 111H167V112H169V111H172V108H166V107H168V105H166V106H164V104L166 103V102H168V100L166 101L165 99H163ZM173 98V99H172ZM186 98V97H185ZM256 98H258L259 100H261V103H259L258 101H257V99ZM42 99V98H41ZM46 99V98H45ZM48 99V98H47ZM50 99V98H49ZM48 99V102H50L51 100H49ZM56 99V98H55ZM96 99H97V97H96ZM140 100H141V97L139 98ZM138 99V103H140V105H141V102H140V100ZM146 99V98H145ZM147 99V100H148ZM179 99V98H178ZM198 99V100H197ZM19 100V99H18ZM37 100V99H36ZM53 100H54V98H53ZM95 100V99H94ZM147 100H146V102H147ZM207 101H208V99H206ZM205 100V101H206ZM38 101V100H37ZM40 101V100H39ZM66 101V100H65ZM76 101H78V100H76ZM132 102H133V99L131 100ZM142 101V103H143V100H141ZM166 101V102H165ZM170 101V102H171ZM206 101V102H207ZM62 102V101H61ZM104 102V101H103ZM122 102V101H121ZM144 103L145 105H147V103ZM170 102L169 103H167V104H170ZM196 102L198 103L196 106H194L195 104H196ZM210 102V101H209ZM42 103V102H41ZM56 103V102H55ZM148 103H149V101H148ZM152 103V102H151ZM173 103V102H172ZM177 103H180V102H177ZM176 103V104H177ZM187 103H188V105H187ZM193 103H195V104H193ZM22 104V105H21ZM31 104V103H30ZM48 104V103H47ZM62 104V103H61ZM105 104H106V102H105ZM135 104H137L136 102L135 103H133L132 105H133V107L135 106ZM150 104V103H149ZM149 104L147 105V106H149ZM175 104V105H176ZM200 104H201V102H200ZM87 105H89V104H87ZM102 105V104H101ZM132 105H130V106H132ZM139 105V106H140ZM144 105V106H145ZM46 106V105H45ZM50 106H52L51 105V102H50ZM103 106V105H102ZM106 106V105H105ZM127 106H129V105H127ZM144 106L143 105H141V107H143L144 108ZM41 107H42V105H41ZM49 107V106H48ZM74 107H77V106H73V108ZM104 107V106H103ZM141 107H139V108H141ZM45 108V107H44ZM47 108V107H46ZM51 108V107H50ZM82 108H84V107H82ZM92 108H94V106L92 107ZM92 108L90 109V110H92ZM136 109H139L138 107H135ZM135 108H133V109H135ZM142 108V109H143ZM146 108V107H145ZM86 109H87V107H86ZM108 109V108H107ZM116 109H118V108H116ZM125 109V108H124ZM132 109V110H133ZM199 109V110H198ZM204 109V110H203ZM73 110V109H72ZM78 110V109H77ZM77 110H76V112H77ZM94 110H96V106H95V108H94ZM94 110H92L93 112H94ZM111 110H113V109H111ZM129 110V109H128ZM141 110V109H140ZM139 110V111H140ZM30 111V112H31ZM74 111V110H73ZM108 111H110V110H108ZM138 111V112H139ZM142 111V110H141ZM144 111V110H143ZM177 111V110H176ZM45 112V111H44ZM70 112V111H69ZM75 112V114H77ZM80 112H85V111H80ZM91 112V111H90ZM92 112V115L94 114ZM101 112V111H100ZM106 112V111H105ZM145 112V111H144ZM143 112V113H144ZM7 113H8V115H7ZM46 113H47V110H46ZM71 113V112H70ZM73 113V112H72ZM107 113V112H106ZM105 113V114H106ZM140 113V112H139ZM138 113V114H139ZM148 113V112H147ZM152 113V112H151ZM161 113V112H160ZM223 113V112H222ZM59 114V113H58ZM62 114V113H61ZM65 114V113H64ZM78 114H79V111H78ZM81 114V113H80ZM85 114H86V112H85ZM97 114H98V112H97ZM102 114H104V113H102ZM109 114V113H108ZM155 114V113H154ZM155 114V115H156ZM161 114H163V115H165V113H161ZM160 114V115H161ZM181 114V113H180ZM179 114V115H180ZM189 114V113H188ZM197 114V113H196ZM195 114V115H196ZM205 114V113H204ZM214 114V113H213ZM212 114V115H213ZM34 115H35V113H34ZM54 115V114H53ZM53 115H51V116H53ZM60 115V114H59ZM66 115V114H65ZM67 115H69V117H70V114L68 113ZM113 115V114H112ZM114 115H116L115 113H114ZM133 115V114H132ZM141 115V114H140ZM139 115V116H140ZM143 115V114H142ZM141 115V117L143 118V119H140V121L141 120H144V115L142 116ZM148 115H150V113L148 114ZM193 116H195L194 114H192ZM199 115V114H198ZM202 115H203V113H202ZM202 115H200V116H202ZM211 115V116H212ZM214 115H216V113L214 114ZM223 115V114H222ZM234 115H236V114H234ZM49 116V115H48ZM51 116H49V118H51ZM54 116H56V115H54ZM62 116V115H61ZM84 116V115H83ZM87 116V115H86ZM106 116V115H105ZM108 116V115H107ZM106 116V117H107ZM109 116H111L110 114H109ZM108 116V117H109ZM135 116V115H134ZM145 116H147V114L145 115ZM151 116H153V115H150V117L149 118H151ZM158 116V115H157ZM167 116V115H166ZM181 116V115H180ZM210 116V115H209ZM226 116V115H225ZM229 116V115H228ZM58 117H60V116H58ZM63 117V116H62ZM72 117H73V115H72ZM120 117V116H119ZM129 117V116H128ZM141 117H139V118H141ZM169 117V116H168ZM199 117V116H198ZM207 117V116H206ZM205 117V118H206ZM213 117V116H212ZM211 117V118H212ZM218 118L220 117V115L219 116H217ZM236 116H234V118H235ZM12 118V117H11ZM14 118V117H13ZM18 118H19V116H18ZM54 118V117H53ZM53 118H52V120H53ZM66 118V117H65ZM96 118V117H95ZM97 118H98V116H97ZM114 118V117H113ZM116 118V117H115ZM114 118V119H115ZM118 118V117H117ZM136 118L137 117H135V119L134 120H136ZM148 118V117H147ZM148 118V119H149ZM174 118H176V117H174ZM194 118H196V116L194 117ZM194 118H192L193 119V123L192 124H194V122L196 121V123H198V122H200L199 120H198V118L194 121ZM238 118V117H237ZM240 118V117H239ZM7 119H9V118H7ZM55 119V118H54ZM59 119V118H58ZM61 119V118H60ZM63 119V118H62ZM73 119V118H72ZM71 119V120H72ZM83 119H84V117H83ZM82 119V120H83ZM87 118H85V120H86ZM101 119V118H100ZM100 119H98V120H100ZM127 119V118H126ZM125 119V120H126ZM132 119V118H131ZM152 119V118H151ZM168 119H171V118H168ZM182 119H183V117H182ZM200 120H201V118H199ZM75 120V119H74ZM85 120H84V122H85ZM111 120V119H110ZM121 120H124V119H122V117H121ZM128 120V119H127ZM154 120V119H153ZM159 120V119H158ZM157 120V121H158ZM161 120V119H160ZM165 120V119H164ZM186 120V119H185ZM208 122V124H207V126L209 125V123L211 122L210 120H208V119H206ZM205 119H203L202 121H204V124H206V121ZM7 121V120H6ZM48 121H50V119L48 120ZM66 122H67V120H65ZM78 123H77V125L79 124V125H81V124H84V123H79V121L78 120H76ZM75 121V122H76ZM102 121H104V123H105V120H103V118H102ZM101 121V122H102ZM115 122V120H111V123L112 122ZM119 121V120H118ZM129 121H130V123H132L131 122V120H130V118H129ZM167 121V120H166ZM172 121H174V120H172ZM187 121V120H186ZM210 121V122H209ZM214 120H212V122H213ZM8 122V121H7ZM47 121H45V123H46ZM61 122V121H60ZM66 122H65V124H66ZM83 122V121H82ZM108 121H106V123H107ZM120 122V121H119ZM135 122V121H134ZM138 122V121H137ZM149 122V121H148ZM148 122H146L147 124H149ZM164 122V121H163ZM175 122H176V120H175ZM179 122V121H178ZM188 122V121H187ZM189 122H191V121H189ZM10 123H11V125H12V121L10 120ZM64 123V122H63ZM86 123V122H85ZM105 123V125H107ZM109 123V122H108ZM127 123H128V121H127ZM127 123H125V124H127ZM139 123V122H138ZM137 123V124H138ZM145 123V122H144ZM151 123H152V121H151ZM154 124H155V122H153ZM167 123H169V122H167ZM172 123H174V122H172ZM195 123V124H196ZM58 124H59V122H58ZM64 124V125H65ZM68 124V123H67ZM67 124H66V127H67ZM72 124V123H71ZM90 124H93V123H90ZM98 124H100V122L98 123ZM117 124V123H116ZM116 124H115V126H116ZM135 124H136V122H135ZM160 124V123H159ZM170 124V123H169ZM168 124V125H169ZM180 124V123H179ZM190 123H188V125H189ZM194 124V125H195ZM199 124V123H198ZM196 125V126H198V127H201L202 125L201 124H203L202 122H200V125ZM203 124V125H204ZM211 124V123H210ZM1 125V124H0ZM63 125V124H62ZM61 125V126H62ZM73 125V124H72ZM74 125H75V123H74ZM73 125V126H74ZM79 125H78V127H79ZM96 125V124H95ZM94 125V126H95ZM101 125H104V124H100V125H98V126H101ZM118 125H120V124H117V126ZM130 125V124H129ZM150 125V124H149ZM153 125V124H152ZM152 125H151V127H152ZM162 125V124H161ZM164 125V124H163ZM162 125V126H163ZM176 124L174 123V125H172L173 127L175 126ZM88 126H89V124H88ZM113 126H114V124H113ZM116 126V127H117ZM121 126V125H120ZM136 126V125H135ZM140 126V125H139ZM158 126V125H157ZM170 126V125H169ZM176 126H180V125H176ZM182 126V125H181ZM58 127H60V126H58ZM65 127V126H64ZM77 126H76V129L78 128ZM81 127V126H80ZM79 127V128H80ZM83 127H84V125H83ZM91 127V126H90ZM104 127V128H103ZM102 128L103 129H105L106 127L105 126H103ZM111 127V126H110ZM116 127H113V128H116ZM122 127H125L123 124H122ZM122 127L120 128V127H118V128H120L121 130H123L122 129ZM130 127H132V126H130ZM164 127H168L167 125L166 126H164ZM163 127V128H164ZM191 127H193L192 125H191ZM203 127V126H202ZM200 128V129H203V128ZM0 128H2V127H0ZM67 128H71V125H70V127H69V125H68V127ZM89 128V127H88ZM87 128V129H88ZM101 128V127H100ZM113 128H112V130H113ZM126 128V127H125ZM134 128V127H133ZM139 128V127H138ZM141 128H142V125H141ZM141 128H139L140 130H141ZM159 128H161V127H159ZM169 128V127H168ZM189 128H190V126H189ZM15 129V128H14ZM50 129V128H49ZM54 129V128H53ZM61 129V128H60ZM59 129V130H60ZM96 129H98V128H96ZM103 129H100V132H101V130H103ZM117 129V128H116ZM129 130H130V128H128ZM195 130L197 129L196 127L194 128ZM199 129V130H200ZM214 129H216V133H214ZM1 130V129H0ZM58 130V129H57ZM67 130V129H66ZM89 130H90V128H89ZM91 130H93V129H91ZM95 130V129H94ZM99 130V129H98ZM108 130V129H107ZM110 130V129H109ZM133 130V129H132ZM144 130V129H143ZM173 130V132L175 133V132H177V128L175 127L174 129H172ZM172 130H171V133H173L172 132ZM184 130H185V127H184ZM184 130L182 129V131L181 130H179L180 132H182V134L181 133H179L180 135H183L184 136ZM193 130V129H192ZM194 130V131H195ZM3 131V130H2ZM50 131H51V133L53 132L51 129H50ZM49 131V132H50ZM62 131H63V128H62ZM64 131H65V129H64ZM105 131V130H104ZM125 131H126V129H125ZM125 131H123V132H125ZM157 131V130H156ZM166 130H164V132H165ZM169 131H170V129H169ZM187 131V130H186ZM185 131V132H186ZM5 132V131H4ZM10 132V131H9ZM67 132H68V130H67ZM72 132H73V130H72ZM76 132H78V131H76ZM114 132V134L116 133V131H113ZM117 132H119L118 130H117ZM121 132V131H120ZM127 132V131H126ZM132 131L130 130V133H131ZM135 132H137V130L135 129ZM139 133H140V131H138ZM145 132V131H144ZM152 131H150L149 133H151ZM158 132V131H157ZM164 132H160V133H164ZM199 132V131H198ZM201 132V131H200ZM55 133H57L56 135H57V137H58V135H60V134H58V132H55ZM62 133H64V132H62ZM69 133V132H68ZM95 133H97V132H95ZM122 133V132H121ZM132 133H134V131L132 132ZM169 133V132H168ZM173 133V134H174ZM178 133V132H177ZM188 133H189V131H188ZM65 134V133H64ZM67 134V133H66ZM70 134H71V131H70ZM78 134V133H77ZM77 134H76V136H77ZM100 134V133H99ZM103 134H106L105 132L103 133ZM135 134H137V133H135ZM142 134H144V135H146V133H142ZM142 134H141V136H142ZM161 134V135H162ZM176 134V133H175ZM193 134H197V133H193ZM193 134H187V132H186V135H188L189 137H193L192 135ZM205 133H203V134H201V135H206ZM68 135V134H67ZM80 135V134H79ZM79 135L77 136V137H79ZM97 135V134H96ZM123 135V134H122ZM125 135V134H124ZM131 135V134H130ZM153 135V134H152ZM151 135V136H152ZM158 136H159V134H157ZM170 135V134H169ZM180 135H176V136H180ZM184 136V137H186L187 138V136ZM207 135V137H209ZM69 136L70 135H68V139H70L71 137L74 139V137L73 136H71L70 138H69ZM75 136V137H76ZM82 136V135H81ZM106 136H108V134L106 135ZM105 136V137H106ZM110 136V135H109ZM112 136V135H111ZM117 136V135H116ZM118 136H119V133H118ZM128 136V135H127ZM132 136V135H131ZM150 136V137H151ZM153 136H155V134L153 135ZM163 136V135H162ZM164 136H166V135H164ZM198 136V135H197ZM199 136H200V134H199ZM199 136L197 137V139H194V138H191V139H193V140H186V141H184V142H186L185 144H190L191 142L193 143L194 141H196L197 140V142H198V139H199ZM13 137V136H12ZM52 137H54V136H52ZM56 137V142H58L57 141V138ZM100 137H102V135L100 136ZM115 137V136H114ZM121 137V136H120ZM128 137H130V136H128ZM133 137V136H132ZM143 137H145V136H143ZM194 137H196L195 135H194ZM249 137V138H250ZM7 138V137H6ZM59 138H61V136L59 137ZM62 138H63V136H62ZM72 138H71V140H72ZM117 138H119V137H117ZM136 138H137V136H136ZM146 138V137H145ZM152 138V137H151ZM168 138H169V136H168ZM241 138H244L243 139V142H242V140H240ZM248 138V139H249ZM13 139V138H12ZM79 139V138H78ZM78 139H76V140H78ZM81 139V138H80ZM119 139H122V137L121 138H119ZM123 139H126V138H124L123 137ZM135 138L133 137V140H134ZM165 139V138H164ZM164 139H163V141H164ZM201 139V138H200ZM252 139H254V138H252ZM10 140V139H9ZM59 140V139H58ZM105 140V139H104ZM127 140V139H126ZM129 140V139H128ZM138 140H139V142H140V139L138 138ZM143 140V139H142ZM141 140V142H143ZM145 140V139H144ZM156 140V139H155ZM157 140H161L162 141V138L160 139V138H158ZM166 141H167V138L165 139ZM169 140V139H168ZM182 140V139H181ZM183 140H185V139H183ZM182 140V141H183ZM202 140V139H201ZM201 140L199 141V143L201 144ZM239 140L242 142H240V144H239ZM246 140H247V138H246ZM0 141H1V146H2V140L0 139ZM49 141V140H48ZM47 141V142H48ZM55 141V140H54ZM60 141V140H59ZM67 141V140H66ZM73 141V140H72ZM72 141H69V142H71V145L73 144V149L75 148L74 147V143L72 142ZM79 141H81V140H79ZM119 141H121V140H119ZM123 141H125V140H123ZM136 141H137V139H136ZM135 141V142H136ZM145 141H147V139L145 140ZM188 141V142H187ZM189 141H191V142H189ZM253 141V142H254ZM6 142H7V140H6ZM56 142H54V143H56ZM62 142V141H61ZM78 142V141H77ZM94 142V141H93ZM92 141H91V143H93ZM105 142V141H104ZM149 142V141H148ZM157 143L158 141H151V143H152V145H154V143ZM197 142H194V144L195 143H197ZM252 142V143H253ZM53 143V144H54ZM59 143V142H58ZM68 143V142H67ZM86 143V142H85ZM102 143V142H101ZM106 143V142H105ZM110 143H112L111 141H110ZM109 143V144H110ZM119 143V142H118ZM127 143V142H126ZM145 143V142H144ZM164 143L165 142H162V145H161V143H160V145H159V142L156 144V145H159V147H161V148H159L160 149V151L161 152H163V153H167V152H165L166 151V148H167V146L169 147L170 145H164ZM166 143H170V141H167ZM182 143V142H181ZM8 144V143H7ZM53 144H49L51 147H53L54 145ZM64 144V143H63ZM83 144V143H82ZM87 144V143H86ZM120 144H122V143H120ZM125 144V143H124ZM135 144V143H134ZM140 144V143H139ZM172 144H173V142H172ZM180 144V143H179ZM179 144H177L176 145V143H175V145L176 146H178ZM53 145V146H52ZM69 145V144H68ZM79 145V148H80V144H78ZM77 144H76V146H78ZM107 145H108V143H107ZM182 145H184V143L182 144ZM196 145V144H195ZM197 145H198V143H197ZM0 146V147H1ZM10 146V145H9ZM9 146H8V150H9ZM56 146H57V144H56ZM67 146V145H66ZM112 146H113V144H112ZM115 146H117V145H115ZM119 146V145H118ZM125 146V145H124ZM166 148H165V147ZM172 147H173V145H171ZM179 146H181V145H179ZM194 146V145H193ZM239 146V147H240ZM3 147V146H2ZM2 147H1V149H2ZM60 147H61V143H60V146H59V149H60ZM86 146L84 145V148H85ZM93 147V146H92ZM105 147H107L106 145H105ZM114 147V146H113ZM155 147V146H154ZM171 147V148H172ZM186 147V146H185ZM237 147V146H236ZM248 147V146H247ZM246 147V148H247ZM249 147L250 148H248V149H251L252 147L250 146V144H249ZM12 148V147H11ZM82 148V147H81ZM100 148V147H99ZM109 148H110V146H109ZM121 148H122V145H121ZM143 147H141L140 148V151H141V149H142ZM145 148H147V144H146V146H145ZM151 148H152V146H151ZM156 148V147H155ZM162 148H164L163 149V151H162ZM170 147L167 149V150H169V149H171ZM176 148V147H175ZM192 148V147H191ZM195 148H196V146H195ZM225 148V147H224ZM230 148H232V147H230ZM235 148V147H234ZM241 148V147H240ZM240 148H239V150H240ZM245 148V147H244ZM244 148H241V150H240V152H242L243 151V149ZM255 148V147H254ZM0 149V150H1ZM16 149V148H15ZM85 149H88V147H86ZM92 149V148H91ZM93 149H94V147H93ZM102 150H105V148H101ZM115 149V148H114ZM136 149H138V148H136ZM158 149V148H157ZM172 149H174V148H172ZM190 149V148H189ZM247 149V150H248ZM7 150V151H8ZM56 150V149H55ZM62 150V149H61ZM75 150V149H74ZM101 150V152H103ZM108 150V152H106V153H109V150L110 149H107ZM116 150V149H115ZM118 150V149H117ZM125 150H126V148H125ZM188 150V148H186V151ZM194 150V148H192V151ZM221 150L219 151V153L221 152ZM226 150V149H225ZM235 151L237 150V148L236 149H234ZM234 150L232 149V152H234ZM5 151L6 150H4L3 152L5 153ZM11 151V150H10ZM43 151V150H42ZM52 151V150H51ZM58 151V150H57ZM88 151H89V149H88ZM113 151V149L112 150H110V153ZM122 151H123V148H122ZM139 151V152H140ZM185 151V152H186ZM197 151H201V149L199 150L198 149V147H197ZM227 151V150H226ZM12 152V151H11ZM11 152L10 153H8V154H11ZM47 152H48V150H47ZM62 152V151H61ZM96 152H97V150H96ZM123 152H125V151H123ZM127 152H128V150H127ZM134 152V151H133ZM136 152V151H135ZM142 152H143V150H142ZM172 152V151H171ZM187 152H189V150L187 151ZM198 152V153H199ZM224 152V151H223ZM231 152V153H232ZM243 152H245V149H244V151ZM242 152V153H243ZM248 152H249V150H248ZM247 152V153H248ZM251 152V151H250ZM49 153V152H48ZM52 153V152H51ZM53 153H54V151H53ZM91 153V152H90ZM104 154H105V151L103 152ZM116 154H118L117 152H115ZM115 153L114 152H112V154H110L111 155V157L113 156V154L115 155ZM194 153V152H193ZM198 153H195V154H198ZM201 153V152H200ZM199 153V156L198 157H200L201 156V154ZM230 153V158L232 157V155L234 156L235 154H231ZM247 153H243L244 155H247ZM255 153H256V151H255ZM16 154V153H15ZM15 154H13V155H15ZM67 154V153H66ZM82 154H84V153H82ZM88 154V156L90 155L89 153H87ZM92 155H93V153H91ZM94 154H96V153H94ZM131 154V153H130ZM140 154V153H139ZM139 154H138V156H139ZM169 154H170V152H169ZM174 154L178 157V158H180L181 159V163L182 164H186V163H188V162H190V157H192L191 155L192 154H186L185 153V155L186 156H184L183 155V151L181 150V149H179V150H177V151H175L174 152ZM173 154V155H174ZM195 154H193V155H195ZM208 154V155H207ZM2 155V154H1ZM3 155H5V154H3ZM13 155H12V157H13ZM78 155V154H77ZM76 155V156H77ZM99 155H101V154H99ZM99 155H95V156H99ZM120 155V154H119ZM142 155V154H141ZM147 155H149V154H145V156H147ZM190 155V156H189ZM6 156V155H5ZM10 156V155H9ZM18 156V155H17ZM66 156H68V154L66 155ZM76 156H74V157H76ZM94 156V155H93ZM93 156H90V157H93ZM105 156H109V155H106L105 154ZM126 156H129V155H126ZM143 156V155H142ZM151 156V155H150ZM224 156V155H223ZM251 156H250V158H251ZM2 157H4V156H1L0 158H2ZM86 157V156H85ZM103 157V156H102ZM120 157V159H121V156H119ZM118 157V158H119ZM155 157V156H154ZM198 157H197V159H198ZM202 157V156H201ZM210 157V156H209ZM244 157V156H243ZM255 157V158H254ZM16 158V157H15ZM76 158H78V157H76ZM114 158H115V156H114ZM117 158V157H116ZM116 158H115V163H116ZM117 158V159H118ZM147 158H149V157H146V160H145V162H147V161H149V160H147ZM159 158V157H158ZM219 158V157H218ZM236 158H238V157H235V159ZM250 158H245V159H247L246 161H248L249 162V159ZM3 159V158H2ZM12 159H14V158H12ZM19 159V158H18ZM82 159V158H81ZM84 159V158H83ZM103 159V158H102ZM131 159H133V158H131ZM142 159V158H141ZM140 159V160H141ZM167 159V158H166ZM165 158H164V160H166ZM197 159H196V161H197ZM204 159V158H203ZM208 159V158H207ZM206 159V160H207ZM212 159V158H211ZM242 159V158H241ZM258 159V158H257ZM6 160V159H5ZM52 160V159H51ZM84 160H86V159H84ZM96 160V159H95ZM109 160H111V159H109ZM160 160V159H159ZM163 160V159H162ZM198 160H201V158L200 159H198ZM206 160H204V161H206ZM210 160V159H209ZM226 160V159H225ZM238 160V159H237ZM240 160V159H239ZM243 161H244V159H242ZM254 160V161H253ZM3 161V160H2ZM13 161V160H12ZM98 161V160H97ZM101 161H105L104 159L103 160H100V162ZM111 161H113V160H111ZM111 161H109L111 164H108V165H110V167L108 168L110 171H111V173L113 172V173H115V174H117L116 173V168H112L111 166L113 165L112 164V162ZM136 161V160H135ZM169 161V160H168ZM195 161V160H194ZM202 162L204 165H205V162ZM208 161V160H207ZM222 161H223V159H222ZM243 161H242V163H243ZM14 163H17V164H19V161L18 162H16V160L15 161H13ZM94 162V161H93ZM99 162V161H98ZM108 162V161H107ZM108 162V163H109ZM131 162H133V160L131 161ZM137 162V161H136ZM145 162H144V164H145ZM228 162V161H227ZM259 161H257V163H258ZM2 163V162H1ZM5 163V162H4ZM106 165H107V163H106V161L104 162ZM113 163H114V161H113ZM118 163H119V161H118ZM117 163V164H118ZM133 163H135V162H133ZM142 163V162H141ZM197 163V162H196ZM201 163V164H202ZM206 163H208V162H206ZM223 163H225V162H223ZM222 163V164H223ZM237 163L240 165V163H241V160H240V162L239 161H237ZM237 163H232L233 165H237ZM247 163V162H246ZM256 163V162H255ZM256 163V164H257ZM17 164H16V166L15 167H21V166H17ZM95 164H96V162H95ZM98 164V163H97ZM97 164L95 165V166H97ZM104 164V165H105ZM117 164L115 165V166H117ZM121 164V167H122V162L120 163ZM148 164H150V163H148ZM147 164V169L149 168L150 170H151V168L149 167V165ZM152 164V163H151ZM160 164V163H159ZM165 164V163H164ZM163 164V165H164ZM176 164V163H175ZM193 165H194V163H192ZM218 164H220V167H221V163H218ZM3 165V164H2ZM15 165V164H14ZM20 165V164H19ZM100 164H98V166H99ZM124 165V164H123ZM128 165H130V164H128ZM132 165V164H131ZM137 165H138V162H137ZM141 165V164H140ZM192 165V166H193ZM208 165H210L209 163H208ZM227 165V164H226ZM246 165H248V166H251V164L250 163H248V164H242V166H238V167H240L241 168V170L242 171H245L244 173H245V175L244 176H241V177H248V176H246V174H248V175H251V173L252 172H249V170H253L254 171V169L252 168V169H250L251 167H248V166H246ZM258 165V164H257ZM91 166V165H90ZM133 166V165H132ZM142 166V165H141ZM146 166V165H145ZM169 166V168H170V164L168 165ZM178 166H180V165H178ZM205 166H207V165H205ZM213 166H215V163L213 164ZM243 166H246V167H248L249 169H248V172L249 173H247V169L246 170H243ZM4 167V166H3ZM6 167H7V165H6ZM99 167H101L102 168V166H99ZM104 167V166H103ZM114 167V166H113ZM138 167H140V166H138ZM152 167V166H151ZM185 167V166H184ZM195 167V166H194ZM200 167V166H199ZM216 167H217V164H216ZM224 167V166H223ZM227 167H229L228 165H227ZM252 167H254V166H252ZM18 168V169H19ZM92 168V167H91ZM110 168H112V170L110 169ZM124 168V167H123ZM141 168V167H140ZM168 168V169H169ZM173 168V167H172ZM172 168H170L171 170L170 171H172ZM179 168H181L182 169V167H179ZM187 168H189V167H187ZM230 168V167H229ZM236 168V167H235ZM8 169V168H7ZM17 169V168H16ZM93 169V168H92ZM96 169H98V168H96ZM105 169V167L103 168V169H100V170H104ZM108 169L106 170V171H108ZM118 169V171H120L121 169H119V168H117ZM146 169V170H147ZM157 169V168H156ZM184 170H185V168H183ZM192 169H194V168H192ZM196 169V168H195ZM208 169H209V167H208ZM211 169H212V167H211ZM214 169V168H213ZM218 169H220V168H218ZM227 169V168H226ZM232 169V168H231ZM10 170V169H9ZM94 170V169H93ZM104 170V171H105ZM113 170H115V172L113 171ZM123 170V169H122ZM121 170V171H122ZM124 170H125V168H124ZM124 170H123V172H124ZM127 170H130V169H127ZM134 170V172H136L135 171V169H133ZM132 170V171H133ZM137 170V169H136ZM139 168H138V171L136 172V173H140L139 172ZM144 170L145 169H143V172H144ZM153 170H154V166H153ZM153 170H151V171H153ZM162 170V169H161ZM180 170V169H179ZM190 170H191V168H190ZM216 170V169H215ZM228 170V169H227ZM235 170V169H234ZM258 170V169H257ZM5 171V170H4ZM8 171V170H7ZM6 171V172H7ZM117 171V172H118ZM132 171L130 170L129 172V174H132ZM154 171H156V170H154ZM157 171L159 172L160 171V168H159V170L157 169ZM168 171V170H167ZM174 172L176 171L177 172V170L175 169V170H173ZM169 172V173H172L171 175H172V178H173V173L174 172ZM185 171H188V170H185ZM199 171H201V170H199ZM209 171H211V170H209ZM222 171H224V172H226L227 173V171H225V170H222ZM221 171V172H222ZM237 171V170H236ZM235 171V172H236ZM259 171V170H258ZM18 172H20V169H19V171ZM92 172V171H91ZM94 172H95V170H94ZM128 172V171H127ZM133 172V173H134ZM141 172H142V168H141ZM146 172H148V171H146ZM145 172V173H146ZM162 172L163 171H161V175H163L162 174ZM176 172L174 173V174H176ZM179 172V171H178ZM180 172H183L182 170L180 171ZM195 172H196V170H195ZM197 172H198V170H197ZM223 172V173H224ZM235 172H233V173H235ZM239 172V171H238ZM257 172V171H256ZM263 172V171H262ZM262 172H261V177H263L262 176ZM2 173V172H1ZM0 173V174H1ZM8 173V172H7ZM21 173V172H20ZM125 173V175L124 176H126V172H124ZM153 173V172H152ZM190 173L191 172H188V173H186L187 175L189 174L190 175ZM212 173H213V171H212ZM215 173H217L218 174V170H217V172H215ZM214 173V174H215ZM220 173V172H219ZM255 173V172H254ZM254 173H252V175L254 174ZM260 173V172H259ZM4 174L6 175V173L4 172ZM4 174H3V176H4ZM13 174V173H12ZM16 174V173H15ZM18 174V173H17ZM23 174V173H22ZM48 174V173H47ZM56 173H54L53 175H55ZM92 174V173H91ZM91 174H89V175H91ZM101 174H103V173H101ZM106 174V173H105ZM114 174V175H115ZM192 174V173H191ZM193 174H195V173H193ZM192 174V175H193ZM198 175H199V173H197ZM225 174V173H224ZM240 174V173H239ZM264 174V173H263ZM59 175V174H58ZM58 175L56 176V177H58ZM61 175V174H60ZM82 175V174H81ZM81 175H80V177H81ZM89 175H87L88 177H89ZM99 175V174H98ZM104 175V174H103ZM103 175H101V176H103ZM108 175V174H107ZM106 175V176H107ZM113 175V174H112ZM121 175V174H120ZM135 175L136 174H134V176H133V178H131V177H127V178H131L132 180L134 179V177H135ZM137 175H139V174H137ZM136 175V176H137ZM143 175V174H142ZM145 175V174H144ZM144 175L142 176V177H144ZM147 175V174H146ZM151 175V174H150ZM154 175H157V174H154ZM169 175V176H168ZM166 177H171L170 176V174H168ZM182 175V174H181ZM180 175V176H181ZM183 175H184V177H185V173L183 172ZM192 175H191V177H192ZM213 175V174H212ZM226 175V174H225ZM229 175V174H228ZM241 175H243L242 173H241ZM250 176V177H252V179H253V177H255V175H256V177H258L259 175H258V173L257 174H255L254 176ZM258 175V176H257ZM10 176V175H9ZM38 176V175H37ZM44 176V175H43ZM51 176V175H50ZM48 177L49 179L51 178V177ZM62 176V175H61ZM64 176V175H63ZM83 176V175H82ZM86 176V174H85V177H87ZM92 176L94 177V175L92 174ZM97 176V175H96ZM110 176V175H109ZM109 176L108 177H106V178H109ZM116 176H118V175H116ZM127 176H130V175H128L127 174ZM207 176V175H206ZM215 176H217L216 174H215ZM214 176V177H215ZM229 176H231V175H229ZM6 177V176H5ZM8 177V176H7ZM39 177V176H38ZM37 177V178H38ZM41 177V176H40ZM60 177V176H59ZM98 177V176H97ZM104 177V180H105V175L103 176ZM111 177V176H110ZM138 178H139V176H137ZM140 177H141V173H140ZM141 177V178H142ZM149 177V176H148ZM152 177H154V176H150L149 178H152ZM183 177V178H184ZM194 177V176H193ZM192 177V178H193ZM211 177V176H210ZM209 176L207 177V178H210ZM218 177V176H217ZM222 177V176H221ZM225 177V176H224ZM235 176H233V178H234ZM249 177V179H248V181H250L251 180V178ZM44 178H46V174H45V177ZM53 178H55V177H53ZM53 178H51V182L50 183H53L52 182V179ZM64 178H65V176H64ZM78 178V177H77ZM89 178H92V177H89ZM138 178L136 179V180H133V182L134 181H137L138 180ZM160 178H161V176H160ZM162 178H163V176H162ZM165 178V177H164ZM163 178V179H164ZM172 178H170V179H172ZM182 178V179H183ZM201 178H202V176H201ZM216 178V177H215ZM215 178H213V179H215ZM223 178V177H222ZM226 178V177H225ZM224 178V179H225ZM230 178V177H229ZM237 179H238V177H236ZM264 178V177H263ZM61 179H63V178H61ZM83 179V178H82ZM81 179V181H84V180H82ZM92 179H94V178H92ZM98 179H100V178H98ZM122 179V178H121ZM143 179V178H142ZM141 179V180H142ZM145 179V181H147V182H150L149 181V179L148 180H146V177L144 178ZM143 179V180H144ZM166 180H168L167 178H165ZM181 179V177H179L178 178V180H182ZM185 179V178H184ZM204 179V178H203ZM218 179H219V181H220V178L218 177ZM223 179V180H224ZM256 179V178H255ZM35 180V179H34ZM39 180H41V178L39 179ZM54 181H58L59 179L58 178H55V179H53ZM70 180V179H69ZM86 181H88V179H85ZM103 180V181H104ZM114 180V179H113ZM131 180V181H132ZM139 180H140V178H139ZM151 180V179H150ZM198 180H200L199 178H198ZM229 180V179H228ZM242 180H244V179H242ZM254 180V179H253ZM252 180V181H253ZM36 181V180H35ZM45 181V180H44ZM47 181V180H46ZM61 181V180H60ZM66 181H68V180H66ZM78 181L80 182V180H79V178H78ZM90 181V180H89ZM88 181V182H89ZM95 182H97V180H94ZM109 181V180H108ZM115 181V180H114ZM152 181V180H151ZM155 182H157V180H154ZM163 181V180H162ZM184 181V180H183ZM202 181V180H201ZM206 181V180H205ZM225 181V180H224ZM223 181V182H224ZM230 181V180H229ZM233 181V180H232ZM32 182L33 181H31V184H32ZM41 182V181H40ZM40 182H38V183H40ZM59 182V181H58ZM69 182V181H68ZM68 182H64L63 181V183H68ZM71 182V181H70ZM85 182V181H84ZM90 182H93V181H90ZM105 182H107V181H105ZM121 182H123V181H121ZM143 182V181H142ZM147 182H145L146 184H147ZM160 182V181H159ZM178 182V181H177ZM182 182V181H181ZM203 182V181H202ZM202 182H201V184H202ZM212 182V181H211ZM218 182V181H217ZM223 182H221V185L223 184ZM226 182V181H225ZM244 182H245V180H244ZM41 183H43V181L41 182ZM40 183V184H41ZM55 183V182H54ZM54 183H53V187H55L54 186ZM57 183V182H56ZM61 184H62V182H60ZM98 183V182H97ZM129 183H131V182H129ZM137 183H139L138 181H137ZM153 183V182H152ZM151 183V184H152ZM173 183V182H172ZM179 183V182H178ZM227 183V182H226ZM241 183V182H240ZM239 183V184H240ZM252 182H250V183H248V184H251ZM48 185H52V184H49V183H47ZM47 184H45V185H43V186H46ZM69 184L70 183H68V186L67 187H69ZM103 183H101V185H102ZM108 184H111L112 185V182H110V183H108ZM128 184V183H127ZM144 183H142V185H143ZM145 184V185H146ZM184 184V183H183ZM193 184V183H192ZM210 184H212V183H210ZM218 184V183H217ZM234 184V183H233ZM232 184V185H233ZM238 184V183H237ZM237 184H234V185H237ZM248 184H246V185H244V186H246V188L248 189L249 188V190H251L250 189V187H252L251 185H248ZM253 184H255V183H253ZM35 185V184H34ZM48 185L46 186V188H49L48 187ZM64 185V184H63ZM67 185V184H66ZM83 185H88V183H85V184H83ZM93 185V184H92ZM100 185V186H101ZM131 185V184H130ZM139 185H140V187L142 186L140 183H139ZM189 186L188 187H190L191 185L190 184H188ZM204 186L206 185V182H205V184H203ZM208 185V184H207ZM220 185V184H219ZM224 185V184H223ZM228 185V184H227ZM233 185V186H234ZM41 186V185H40ZM57 186V185H56ZM59 186V185H58ZM72 185H70V187H71ZM74 186V185H73ZM97 186V185H96ZM102 186H104V185H102ZM121 186V184L119 185V187ZM125 186V185H124ZM123 186V187H124ZM129 186V185H128ZM127 185L125 186V187H128ZM132 186V185H131ZM134 186V185H133ZM195 186V185H194ZM197 186V185H196ZM199 186V185H198ZM197 186V187H198ZM239 186V185H238ZM240 186H242V188H243V184L241 185L240 184ZM247 186H250V187H247ZM258 186V185H257ZM263 186H264V184H263ZM33 187V186H32ZM52 187V188H53ZM66 187V188H67ZM80 187H84V186H82V185H80ZM106 187V186H105ZM108 187H110V185H108L107 186V188ZM134 187H136V184H135V186ZM139 187V186H138ZM143 187V186H142ZM141 187V188H142ZM169 187H170V185H169ZM176 187V186H175ZM196 187V188H197ZM208 187H211L210 185L208 186ZM220 187V186H219ZM228 187V186H227ZM232 187V186H231ZM34 188V187H33ZM36 188H37V186H36ZM44 188V187H43ZM81 188V189H82ZM99 188H101V187H99ZM103 188V187H102ZM111 188V187H110ZM174 188V187H173ZM199 188V190H200V188H201V185H200V187H198ZM216 188L217 187H215L214 188V192L215 193H217V191H215L216 190ZM240 187H238V189H239ZM253 188V187H252ZM254 188H256V187H254ZM257 188H259V187H257ZM50 189V188H49ZM124 189V188H123ZM122 189V190H123ZM137 189V188H136ZM163 189V188H162ZM183 189V188H182ZM187 189V188H186ZM203 188H201V191H202V195H203V197H207L208 195H205V193H204V191L202 190ZM222 189H223V186H222ZM234 189V188H233ZM237 189V190H238ZM245 189V188H244ZM92 190V189H91ZM175 190V189H174ZM178 190H179V188H178ZM189 191L191 190V188L190 189H188ZM211 190H212V187H211ZM211 190H209L208 189V191H211ZM219 190V189H218ZM240 190H242V193H244L243 192V189H239V191ZM254 190V189H253ZM77 191V190H76ZM88 191V190H87ZM124 191V190H123ZM126 191V190H125ZM132 191V190H131ZM151 191V190H150ZM183 191V190H182ZM200 191V192H201ZM213 191H212V194H213ZM78 192H80V191H78ZM84 192H85V190H84ZM89 192H90V190H89ZM108 192H111V191H108ZM113 192V191H112ZM119 192L121 193V191L119 190ZM148 192V191H147ZM152 192V191H151ZM186 192H188V191H186ZM186 192H184V193H186ZM200 192H195L196 194L195 195H197V193H200ZM205 192H206V190H205ZM221 192H222V190H221ZM227 192V191H226ZM236 192V191H235ZM235 192H234V195H236L235 194ZM238 192V191H237ZM253 192V191H252ZM76 193V192H75ZM74 192H73V194H75ZM138 193V192H137ZM136 193V194H137ZM150 193V192H149ZM170 193H172V191L170 190ZM183 193V192H182ZM204 193V194H203ZM239 193V192H238ZM259 193V192H258ZM72 194V193H71ZM70 194V195H71ZM126 194V193H125ZM162 194V193H161ZM177 194L178 193H175V196H177ZM217 194H219V193H217ZM231 194H232V192H231ZM240 194H241V192H240ZM240 194H239V196H240ZM245 194V193H244ZM244 194H241V195H244ZM86 195H87V193H86ZM130 195V194H129ZM128 195V196H129ZM147 195H148V193H147ZM154 195V194H153ZM172 195H173V193H172ZM179 195V194H178ZM189 195V194H188ZM214 195V194H213ZM221 194H219L218 196L219 197H223V196H220ZM222 195H224V194H222ZM226 195H228V194H226ZM247 195V194H246ZM80 195H78V197H79ZM99 196V195H98ZM135 196V195H134ZM134 196H132V199H133V197ZM139 196V195H138ZM141 196V195H140ZM144 196V195H143ZM165 196H168V194L167 195H165ZM179 196H181V195H179ZM187 196V195H186ZM194 196V195H193ZM217 196V197H218ZM237 196V195H236ZM252 196V194L251 195H249V197L248 198H253V196H255L254 194H253V196ZM61 197H63V196H61ZM65 197V196H64ZM63 197V199H67V198H69V197H71V196H69V195H66V197L64 198ZM77 197V198H78ZM81 197V196H80ZM94 197H96V196H94ZM111 197H112V195H111ZM124 197V196H123ZM169 197V196H168ZM173 197V196H172ZM243 197V200H244V196H242ZM246 197V196H245ZM73 198V197H72ZM106 198H107V195H106ZM128 198V197H127ZM131 198V197H130ZM138 198V197H137ZM154 198V197H153ZM179 198V197H178ZM181 198V197H180ZM190 198V197H189ZM216 198V197H215ZM228 198H229V196H228ZM100 199V198H99ZM105 198H103V196H102V200H104ZM124 199V198H123ZM135 199V198H134ZM139 199V198H138ZM162 199H163V197H162ZM169 199H170V197H169ZM173 199V198H172ZM192 200H193V198H191ZM195 199V198H194ZM209 199H210V197H209ZM216 199H220V198H216ZM223 200H224V198H222ZM232 199H235V197L234 198H232ZM68 200V199H67ZM70 201H71V198L69 199ZM115 200V199H114ZM137 200V199H136ZM142 200V199H141ZM140 200V201H141ZM154 200V199H153ZM153 200H151V201H153ZM190 200V199H189ZM240 200H242L241 198H240ZM249 200V199H248ZM66 201V200H65ZM74 201V200H73ZM90 201H92V200H90ZM124 201L126 202V199H124ZM178 201V200H177ZM185 201V200H184ZM191 201V200H190ZM196 201V200H195ZM216 201V200H215ZM251 201L252 200H249V202L251 203ZM92 202H94V201H92ZM113 202V201H112ZM111 202V203H112ZM133 202H135L134 200H133ZM161 202V201H160ZM167 202V201H166ZM169 202V201H168ZM175 202V201H174ZM187 202H189V201H187ZM192 202V201H191ZM197 202V201H196ZM201 202V201H200ZM222 202V201H221ZM226 202V201H225ZM225 202H222V203H224L225 204ZM243 203H244V201H242ZM67 203V202H66ZM111 203H110V205H111ZM127 203H128V201H127ZM149 204H150V202H148ZM152 203V202H151ZM155 203V202H154ZM158 203V202H157ZM203 203H205V202H203ZM206 203H207V201H206ZM218 203V202H217ZM228 202H226V204H227ZM235 203V202H234ZM246 203V202H245ZM244 203V204H245ZM258 203V202H257ZM256 203V204H257ZM68 204H70V203H68ZM94 204H98V203H95L94 202ZM105 204V203H104ZM103 204V205H104ZM114 204H115V202H114ZM118 204V203H117ZM120 204V203H119ZM148 204V205H149ZM180 204V203H179ZM188 204H190V203H188ZM188 204L186 203V205L188 206ZM202 204V203H201ZM219 204V203H218ZM243 204V205H244ZM75 205V204H74ZM77 205H78V203H77ZM88 205V204H87ZM102 205V204H101ZM103 205H102V207H103ZM109 205V206H110ZM124 205H126V204H124ZM131 205V204H130ZM139 205V204H138ZM152 205H154L153 203H152ZM160 205V204H159ZM198 205V204H197ZM231 205V204H230ZM233 206H234V204H232ZM239 205H242V204H240L239 203ZM246 205H248L247 203H246ZM99 206V205H98ZM112 206H114L113 205V203H112ZM112 206H111V208H112ZM121 206H122V210H120L121 209ZM120 207H119V212L120 211H127V208L126 209H124L125 208V206H123V205H121ZM179 206H181V205H179ZM190 206H192V204L190 205ZM226 206V205H225ZM102 207H100V208H102ZM124 207V208H123ZM127 207V206H126ZM130 207V206H129ZM129 207H128V209H129ZM149 207H151V205L149 206ZM155 207V206H154ZM165 208H166V206H164ZM163 207V208H164ZM168 207H170V206H168ZM189 207V206H188ZM193 207V206H192ZM227 207H228V205H227ZM240 207H242V206H240ZM110 208V207H109ZM109 208H107V210L109 209ZM117 208V207H116ZM131 208V207H130ZM162 208V207H161ZM171 208V207H170ZM183 208V207H182ZM233 208V207H232ZM239 208V207H238ZM251 208V207H250ZM105 209V208H104ZM113 209V208H112ZM115 209V208H114ZM132 209V208H131ZM133 209H134V206H133ZM140 209V208H139ZM149 209V208H148ZM154 209V208H153ZM159 209V208H158ZM171 209H173V208H171ZM181 209V208H180ZM184 209H185V207H184ZM223 209V208H222ZM240 209V208H239ZM249 209V208H248ZM100 210H102V209H100ZM106 210V211H107ZM150 210V209H149ZM194 210V209H193ZM225 210V209H224ZM230 210V212L232 211V209H229ZM233 210H235V209H233ZM111 211V210H110ZM124 211V212H125ZM133 211H136V210H132V211H130V212H132V213H134L135 214V212H133ZM140 211V210H139ZM152 211V210H151ZM151 211H149V212H151ZM156 211V210H155ZM161 211V210H160ZM167 211V210H166ZM188 211H189V208H188ZM199 211V210H198ZM238 211V210H237ZM115 212H117V214H118V210H116ZM129 210L126 212V215H128L129 213ZM140 212H142V211H140ZM216 212V211H215ZM234 212V211H233ZM232 212V213H233ZM104 213H106V212H104ZM111 213V212H110ZM128 213V214H127ZM187 213H192L193 214V212H187ZM186 213V214H187ZM241 213H244V212H241ZM250 213V212H249ZM113 214V213H112ZM111 214V216H114V215H112ZM115 214V213H114ZM123 214V213H122ZM121 214V215H122ZM134 214H133V216H134ZM144 214H146V213H144ZM148 214V213H147ZM152 214V213H151ZM150 214V215H151ZM159 214H160V216H161V212H159ZM164 214H167V216H168V214H170V213H165L164 212ZM175 214V213H174ZM174 214H172V218L173 217H175V216H177V215H174ZM185 214V215H186ZM119 215H120V213H119ZM138 215H142V214H138ZM153 215V214H152ZM155 215V214H154ZM174 215V216H173ZM179 215V214H178ZM188 215V214H187ZM242 215V214H241ZM123 216V215H122ZM129 217V222H131L130 221V219L132 218V216L131 215H128ZM131 216V217H130ZM145 215H143V217H144ZM164 216V215H163ZM184 216V215H183ZM198 216V215H197ZM125 217H127V216H125ZM135 217H139V218H141L140 216H137L136 214H135ZM142 217V218H143ZM159 217V216H158ZM178 217V216H177ZM203 217V216H202ZM216 217V216H215ZM228 217V216H227ZM110 218V217H109ZM108 218V219H109ZM117 219H118V217H116ZM116 218H115V220H114V218H113V220L116 222L117 220H116ZM123 218V217H122ZM134 218V217H133ZM141 218V219H142ZM148 218H150L149 217V215H148ZM148 218H146V219H148ZM153 217H151V219H152ZM160 219H161V217H159ZM158 218V219H159ZM168 218V217H167ZM204 218V217H203ZM92 219V218H91ZM102 219H104V217L102 218ZM111 219V218H110ZM124 219V218H123ZM122 219V220H123ZM126 219V218H125ZM127 219H126V222H128L127 221ZM135 219V218H134ZM134 219L132 220V222L134 221ZM143 219H145V217L143 218ZM159 219V220H160ZM164 219V218H163ZM175 219V218H174ZM182 219H183V217H182ZM187 219H190V217H188L187 216ZM192 219V218H191ZM190 219V221L192 222L193 221V219L191 220ZM201 220H202V218H200ZM229 219H232V218H229ZM95 220V219H94ZM113 220H112V222H113ZM118 220H120V216H119V219ZM154 219H152V220H149L150 222L151 221H153ZM156 220V219H155ZM158 220V221H159ZM168 219H166L165 221H167ZM175 220H177V219H175ZM174 220V221H175ZM181 220V219H180ZM180 220H177L176 222H174L173 221V224H176V223H180L179 221ZM219 221H221L220 220V217H219V219H218ZM107 221V220H106ZM121 221V220H120ZM135 221H137L136 219H135ZM134 221V222H135ZM140 221V220H139ZM157 221V220H156ZM161 221V220H160ZM164 221V223L166 224V223H169L168 221L167 222H165ZM98 223H99V221H97ZM101 222V221H100ZM102 222H104V221H102ZM108 222V221H107ZM109 222H111L110 220H109ZM108 222V223H109ZM109 223V226H107L106 228H108V227H111L110 225L112 224L113 226H114V224L113 223H115V222H113V223ZM117 222H119V221H117ZM122 223L124 222V221H121ZM131 222V223H132ZM201 222V221H200ZM213 222V221H212ZM97 223V224H98ZM121 223V224H122ZM125 223V222H124ZM137 222H135L134 224H136ZM142 223H146L145 221H143V222H141V224ZM154 223H156L157 224V222H154ZM186 223V222H185ZM216 223V222H215ZM104 224V223H103ZM105 224H107L106 222H105ZM117 224H119V223H117ZM117 224L115 223V225L117 226ZM126 225L125 226H123V227H127V224H129L130 225V223H125ZM140 224V225H141ZM151 224V223H150ZM149 224V225H150ZM159 224V223H158ZM157 224V225H158ZM108 225V224H107ZM124 225V224H123ZM139 225V226H140ZM147 226H149L148 225V222H147V224H146ZM162 225V224H161ZM168 225H170V224H168ZM217 225V224H216ZM220 225V224H219ZM222 225V224H221ZM104 227L106 226V225H103ZM119 226H121L120 224L118 225V227ZM131 227L133 226V225H130ZM138 226V225H137ZM138 226V227H139ZM146 226V227H147ZM153 226V225H152ZM160 226V225H159ZM166 226V225H165ZM165 226L163 227L164 229H165ZM171 226V225H170ZM174 226V225H173ZM172 226V227H173ZM181 225H176V227L177 228H175L176 229V231H178V233H179V236H180V231H183V230H181V228H184L183 226L180 228V231L179 230H177L178 229V227H180ZM104 227H102V229L104 228ZM118 227H116L115 229H113V232H115L114 230H116ZM133 227H135V226H133ZM142 227H145V225L143 224V226ZM161 227V226H160ZM175 227V226H174ZM105 228V230H107ZM121 228V227H120ZM120 228H118L119 230H120ZM137 228V227H136ZM148 229H149V227H147ZM147 228H144V229H147ZM156 230H157V227H154ZM162 228V229H163ZM167 228V227H166ZM188 228V227H187ZM211 229L213 228V227H210ZM101 228H99V230H97L98 232L99 231H101L100 230ZM111 229H112V227H111ZM123 229H126V228H123ZM128 229H129V231H130V229L131 228H129L128 227ZM133 229V228H132ZM131 229V230H132ZM135 229V228H134ZM133 229V230H134ZM150 229H153V228H151L150 227ZM158 229H160V228H158ZM163 229V230H164ZM168 229V228H167ZM210 229V230H211ZM214 229V228H213ZM110 230V229H109ZM109 230H107V231H105V232H108ZM122 230V229H121ZM120 230V231H121ZM139 230H141V229H138V232H139ZM161 230V229H160ZM171 230H174L173 228H171L170 230H169V232L171 231ZM184 230H186V228H184ZM207 230V229H206ZM209 230V231H210ZM223 230V229H222ZM246 230V229H245ZM104 231V230H103ZM117 231V230H116ZM127 231V230H126ZM125 231V232H126ZM129 231H127V234H128V232ZM142 231V230H141ZM140 231V233H142V232H145L146 230H143L142 232ZM150 231V230H149ZM153 231V230H152ZM175 231V230H174ZM213 231V230H212ZM102 232V231H101ZM109 232H112L111 230L109 231ZM117 232H119V231H117ZM117 232H116V234H117ZM124 232V231H123ZM125 232L123 233V234H125ZM132 232V231H131ZM146 232H148V230L146 231ZM154 232V231H153ZM157 231H155L154 233L155 234H158V232L156 233ZM163 232V231H162ZM164 232H166L165 230H164ZM164 232H163V234H164ZM237 232V231H236ZM100 233V232H99ZM103 234L101 235V234H99V235H101V238H102V236L104 237V232H102ZM121 233V232H120ZM119 233V234H120ZM136 232H133V234H135ZM171 233V232H170ZM170 233H168V232H166V234L168 235V234H170ZM174 233V232H173ZM177 233V232H176ZM185 234L187 233L186 231L184 232ZM220 233V232H219ZM107 234V233H106ZM118 234V235H119ZM122 233L120 234V235H123ZM130 235H131V233H129ZM132 234V235H133ZM137 234V233H136ZM144 234V233H143ZM142 234V238H143V236L145 235H143ZM147 234V233H146ZM153 234V233H152ZM189 234V233H188ZM192 235H193V233H191ZM196 234V233H195ZM232 234V233H231ZM230 234V235H231ZM94 235H96V234H94ZM107 235H109V234H107ZM126 235V234H125ZM149 235H150V233H149ZM159 235H162L161 234V231H160V234ZM166 235V236H167ZM175 235V234H174ZM184 235V234H183ZM209 235H210V233H209ZM212 235V234H211ZM225 235V234H224ZM97 237H98V235H96ZM113 236V235H112ZM128 236V235H127ZM127 236H126V238H127ZM147 236V235H146ZM173 236V235H172ZM179 236H177L178 238H179ZM191 236V235H190ZM213 236V235H212ZM218 236V238H219V236L220 235H217ZM260 236V235H259ZM100 237V236H99ZM118 237H120V236H118ZM123 237H125V236H123ZM122 236H121V238H123ZM131 238H132V236H130ZM137 237H139V238H141L140 237V234L137 236ZM145 237V236H144ZM149 237V236H148ZM151 237V236H150ZM153 237V236H152ZM155 237V236H154ZM153 237V239H154V242H155V238ZM157 237V236H156ZM169 237V236H168ZM171 237V236H170ZM169 237V238H170ZM181 237V236H180ZM184 237H186V235L184 236ZM231 237V236H230ZM115 238H116V236H115ZM146 238V237H145ZM168 238V239H169ZM173 238V237H172ZM208 238H210V237H208ZM225 238V237H224ZM98 239H100V238H97V241H98ZM111 239V238H110ZM109 239V240H110ZM113 239V238H112ZM128 239H130V238H128ZM150 239H152V238H150ZM152 239V240H153ZM166 239V238H165ZM167 239V240H168ZM183 240H184V238H182ZM190 239V238H189ZM216 239V238H215ZM228 239H229V237H228ZM105 240V239H104ZM130 240H132V239H130ZM134 241H137L138 239H136V237L133 239ZM142 240V239H141ZM147 240V239H146ZM148 240H149V238H148ZM147 240V241H148ZM170 240V239H169ZM171 240H176L175 239V237H174V239H171ZM179 240V239H178ZM186 240V239H185ZM206 240H208V239H206ZM220 240V239H219ZM226 240H227V238H226ZM230 240V239H229ZM228 240V241H229ZM262 240V239H261ZM100 241L101 240H99V242L98 243H100ZM105 241H107L108 243H104V247H106L107 245L106 244H108V246L109 245H111V243L109 244V241L108 240H105ZM118 241V240H117ZM125 241V240H124ZM146 241V242H147ZM151 241V240H150ZM159 240H157L156 242H158ZM181 241V240H180ZM179 241V242H180ZM187 241V240H186ZM215 241V240H214ZM224 241V244H225V240H223ZM240 241V240H239ZM123 242V241H122ZM138 242V241H137ZM142 242H144V241H142ZM153 242V243H154ZM162 242H164V240H162ZM235 242V241H234ZM119 243V242H118ZM135 243V242H134ZM139 243H141L140 242V240H139ZM145 243V242H144ZM150 243V242H149ZM232 243H233V241H232ZM261 243V242H260ZM264 243V242H263ZM261 244L262 246H261V248L260 249H262V247L264 248V244ZM113 244V243H112ZM115 244H116V242H115ZM121 244V243H120ZM142 244V246H143V243H141ZM151 244H152V242H151ZM151 244H149V245H151ZM157 244V243H156ZM160 244H162V243H160ZM195 244V243H194ZM204 244V243H203ZM202 244V241H201V243H200V245H203ZM223 244V245H224ZM239 244V243H238ZM99 245V244H98ZM101 245V244H100ZM99 245V246H100ZM117 245V244H116ZM115 245V246H116ZM119 245V244H118ZM118 245H117V247H118ZM136 245H139L138 243L136 244ZM163 245V244H162ZM165 245V244H164ZM173 245V244H172ZM182 245V244H181ZM196 245V244H195ZM194 245V246H195ZM198 245V244H197ZM196 245V246H197ZM226 245V244H225ZM259 245V244H258ZM103 246V245H102ZM121 246V245H120ZM145 246V245H144ZM148 246V245H147ZM161 246V245H160ZM204 246V245H203ZM213 246H215V245H213ZM115 248V249H118V248ZM146 247V246H145ZM144 247V248H145ZM151 247V246H150ZM153 247V246H152ZM163 247H165V246H162V248ZM177 247V246H176ZM178 247H180V249L181 250H183L184 249V246H179L178 245ZM177 247V248H178ZM182 247V248H181ZM193 247V246H192ZM206 247H207V249L209 248H211V247H209V246H207L206 245ZM234 247V246H233ZM257 247V246H256ZM260 247V246H259ZM100 248H101V246H100ZM114 248H113V250H114ZM120 248H122V247H120ZM143 248V247H142ZM148 248V247H147ZM161 248V249H162ZM166 249H168L169 247H165ZM165 248H163V250H166ZM191 248V247H190ZM197 248H202V247H197ZM221 248V247H220ZM224 248H225V246H224ZM235 248V247H234ZM170 249H171V247H170ZM186 249V248H185ZM194 249V248H193ZM192 248H191V250H193ZM205 250L204 249V252H207V251H209L210 252V250ZM257 249H259L258 247H257ZM259 249V250H260ZM122 250V249H121ZM173 250V249H172ZM189 249H187V251H188ZM191 250H190V252H191ZM218 250V249H217ZM254 250H256V248L254 249ZM107 251V250H106ZM195 251V249L193 250V252ZM199 251V250H198ZM214 250H212V252H213ZM232 251V250H231ZM262 252H263V250H261ZM104 252V251H103ZM168 252V251H167ZM181 253L183 252V254L185 255V253H186V250L184 251H180ZM197 252V251H196ZM208 252V253H209ZM215 252V251H214ZM217 252V251H216ZM219 252V251H218ZM227 252V251H226ZM233 252V251H232ZM253 252H255V251H253ZM165 253V252H164ZM199 253H200V251H199ZM207 253V254H208ZM220 253V252H219ZM242 253V252H241ZM107 253H105L104 255H106ZM112 254V253H111ZM122 254H123V252H122ZM121 254V255H122ZM201 254H203L202 253V251H201V253H200V255ZM206 254V255H207ZM254 254V253H253ZM124 255V254H123ZM141 254H139V256H140ZM182 255V254H181ZM183 255V256H184ZM187 255V254H186ZM185 255V256H186ZM212 255V254H211ZM213 255H214V253H213ZM225 255V254H224ZM224 255H222L221 257L223 258V256ZM232 255H234V254H232ZM108 256H109V254H108ZM111 256V255H110ZM113 256H115L116 257V255H113ZM124 256H127V255H124ZM123 256V257H124ZM129 256V255H128ZM134 257H136V255H133ZM138 256V257H139ZM180 256V255H179ZM182 256V257H183ZM197 256V255H196ZM199 256V255H198ZM208 256V258H209V255H207ZM207 256H206V258H207ZM258 256V255H257ZM263 256V255H262ZM120 257V256H119ZM120 257V258H122V259H124V258H126V257ZM132 257V256H131ZM130 257V258H131ZM137 257V260H139L140 258H138ZM178 257V256H177ZM195 257V256H194ZM200 257V256H199ZM199 257H197L198 259H199ZM204 257H205V254H204ZM251 257H252V254H251ZM258 257H260V256H258ZM107 258V257H106ZM114 258V257H113ZM159 258V257H158ZM157 258V260H159L160 261V259H158ZM162 258V257H161ZM180 258V257H179ZM189 258H191V257H189ZM201 258H203L202 256H201ZM228 258V257H227ZM245 258V257H244ZM112 259V258H111ZM119 259V258H118ZM117 259V260H118ZM129 259V258H128ZM128 259H126V260H128ZM135 259V258H134ZM155 259V258H154ZM153 259V260H154ZM177 259V258H176ZM185 259V258H184ZM195 259V258H194ZM205 259V258H204ZM211 258H209V261H211L210 260ZM215 259V258H214ZM214 259H212V261H214ZM220 259V258H219ZM251 259V258H250ZM253 259V258H252ZM255 259V258H254ZM114 260V259H113ZM116 260V261H117ZM121 260V259H120ZM131 260V259H130ZM132 260H133V257H132ZM136 260V261H137ZM142 260H144V259H142ZM141 260V261H142ZM157 260H155V261H157ZM179 260V259H178ZM203 259H201V261H202ZM248 259L246 258V261H247ZM260 260H261V258H260ZM260 260H258L257 262H259L260 263ZM133 261H135V260H133ZM187 261V260H186ZM197 261H199V260H197ZM196 261V263H198L199 264V262H197ZM208 261V260H207ZM207 262V263H210L211 264V262ZM219 261H221V259L219 260ZM219 261H217V262H219ZM107 262V261H106ZM144 262H145V260H144ZM143 262V263H144ZM158 262V261H157ZM256 262V263H257ZM115 264L117 263V262H114ZM113 263V264H114ZM138 263V262H137ZM177 263H179V262H177ZM190 263V262H189ZM203 263H205V262H203ZM221 262H219V264H220ZM259 263H257V264H259ZM107 264V263H106ZM109 264V263H108ZM119 264V263H118ZM142 264V263H141ZM148 264V263H147ZM154 264V263H153ZM160 264V263H159ZM182 264V263H181ZM201 264V263H200ZM239 264V263H238Z\"/></svg>",
	"mask_w": 264,
	"mask_h": 264
},
{
	"label": "clouds",
	"instance_id": "obj_3",
	"mask_svg": "<svg viewBox=\"0 0 264 264\" xmlns=\"http://www.w3.org/2000/svg\"><path fill=\"white\" fill-rule=\"evenodd\" d=\"M58 71L62 73V82L70 84L84 71V66L76 62H64ZM126 85L120 81L112 82V94L120 97L125 91ZM16 129V143L20 149L22 171L27 175H43L42 167L49 162L51 157L47 154L49 125L43 122L38 115H34L28 109H24L23 115ZM43 149L44 151H40Z\"/></svg>",
	"mask_w": 264,
	"mask_h": 264
}]
</instances>
